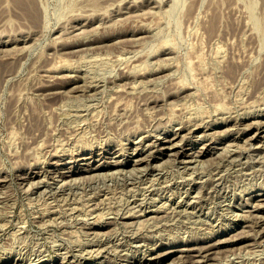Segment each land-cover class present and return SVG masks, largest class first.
<instances>
[{"label":"rangeland","instance_id":"obj_1","mask_svg":"<svg viewBox=\"0 0 264 264\" xmlns=\"http://www.w3.org/2000/svg\"><path fill=\"white\" fill-rule=\"evenodd\" d=\"M34 1H35V4L37 5L38 10H39V12H38L39 18H37L38 19L37 22L34 19L36 17L33 16L32 13L26 14V15L22 14L20 12V8L14 3V0H8V2H7V0H0V35L3 34L6 36V37L3 35L0 36L1 37L0 42H2L0 44V48H2V52L0 49V77L2 78V80L0 78V80H1L0 81V171L3 169L0 172V177L4 178V180H5V182H4L5 184L2 183L5 186H3L2 184L0 185V195H1V197H0L1 201L0 202L2 203V201H3V203L0 204V209H2L1 210L2 215L0 214V218H1L0 219V222H1L0 223V245L3 247V249L0 247V252H1L0 253V261H3L4 259L9 258L8 260H10V262H13L15 260L17 261L18 259L22 260V261L25 260L23 262L24 264H30V261H31V264H33V263L34 264H40V263L41 264H43V263L44 264H60L61 260L58 258L57 255H55L53 253L54 251L52 250L51 245L53 246L54 244H59L58 242L62 243V241L69 238V237H67L68 234H71L72 237L70 235V238L73 239V237L76 235L77 231H78V234L76 235V237H74V239L76 240L79 237L81 241H87V240H89L88 238H90V239L93 238L94 236H92L91 233L94 231H100V229L104 230V231L108 230L110 233H114V232L118 233V234L122 233L126 229L122 228L123 227L122 222H121V220H119V216H117L120 213L119 209L122 207L121 212L122 213H123V211L126 212L127 210L125 211V209L128 206L129 201H132L133 199H137V198L142 199L143 192H145L144 188L145 189H148V188L151 189V187H152V189H151L153 191L152 195H149V193L147 192V198H148L147 200H149V202H151L150 204H154L151 207V210L154 209V206H155V209L158 206L159 208L161 207L162 209L166 210V212H169L171 210V207L174 208V206L172 205L173 201H178L179 197H180V199L181 198L184 199L185 194H181V192L184 193L185 189H182V187H179V183H181L183 181L182 179H184L183 182H186V179L189 181V182L187 181L186 183H191V184L197 183L198 187H200V188L202 187L201 190H203L204 180L207 181V183H209V181L212 178V176L210 174L211 172L208 173V171H210L212 169L211 168L212 166L213 167L216 166V162L218 161V158H220V156L222 157V155L224 154L223 157H225L231 151H233L234 155L237 153L235 155V158H237L238 161H234L232 164L225 163V165H224V163H221L220 170L222 169L221 175L223 176L222 180H221V185L219 186L221 188L218 187L214 193H213V191H209V190L207 191L206 189H205V191H201L200 194L197 196V198L195 200H193V201H197L196 204L199 205L197 207V209L193 210L189 206L187 208V211L185 210L186 212H188V216L186 215L187 213L184 211L185 214L183 213V215L180 217L181 219H184L186 217L184 219V221L181 220L179 217H177L176 219L174 218L175 220L173 219L174 221L172 220V221L168 222V223H170L169 226L171 227V232H170V227H167V229H166V225L168 224V223L166 224V222H163V226L161 225L162 224L161 223V224H159V226L157 228L155 227L154 229L149 224V226L147 225L145 227V229L143 230V232H145V234H146L145 235L146 237L143 234V236H144L143 238L145 239V241H148L147 243H149V244L151 243L152 245L154 244V246L155 245L159 246L158 251H157L158 254L163 253V255H164V253L169 252L170 250L171 251L174 250V252L171 254H168V256L164 255V256L160 257L158 259V261L155 262V264H163V263L164 264H167V263L173 264L172 261L174 262V264H176V263L180 264L183 260V259L181 260V258H183L184 255H187L186 253L181 251L182 249H184L185 245H187V246L192 245L193 247L196 245L195 246L196 248H200V246L201 247L207 246L210 241H214L216 239L219 240V239L230 238V236L232 237V236H236L239 233L241 234L242 233L241 230H244V231L246 230V232L243 231L244 233H247V231L250 230V234H252V235L255 234L257 231V228H252V229L248 228L247 229L245 227V224L243 223L244 222L243 220H244L245 214L248 213L250 207L253 205L254 198L256 196H259L260 194L264 193V186H263L264 185V172H263L264 171V156H262L264 153V148L259 146V145H256L259 143H260V145L262 144L260 139L251 140L252 142L251 141L249 142L250 139H248V138L251 137V135L254 133V129H252L251 131H248L249 130L248 127H250V126H248V127H246V126L249 123L252 124L254 121H255V123L259 121L260 124L264 122V106H263L264 105L263 104L264 103V101H263L264 100V96H263L264 95V0H34ZM149 1L151 4H149ZM41 11H43V12H41ZM44 13H45L46 18L44 17ZM40 16H41V18H40ZM82 18H84V19H82ZM85 18L87 20L90 18V20L87 21ZM75 19H77V23H76ZM97 19L98 20L100 19V20L98 21ZM45 20L47 21V23H44V22H46ZM82 20L83 21L86 20L87 25L86 24L83 25V23L85 21L83 22ZM91 21L93 23H90ZM44 24H46V25H44ZM80 25H82V27ZM104 25H105V27H103ZM39 26H41V28ZM83 26H84V28H83ZM85 26H87V29H85L86 28ZM45 27H46V29H45ZM72 28H74V31ZM77 28H79V31ZM84 30H85V32L87 31L86 33H88V34H85ZM75 31L77 33L78 32H80V33L77 35V34H75L76 33ZM83 32H84V34H83ZM74 34L77 35L78 38L75 37ZM58 36H60V37H58ZM101 36H103L102 40H101ZM87 37L90 39L89 41L91 43L88 42ZM3 38H4V40H2ZM7 38L9 40L11 39L10 42ZM79 38H82V39H79ZM99 38H100V40H99ZM84 39H87V40H84ZM12 40H13V42H12ZM21 40L22 41L24 40V43ZM25 40H26V42H25ZM76 41H78V42H76ZM93 41H94V43H93ZM75 43H78V44H75ZM79 43H80V45H79ZM83 44H84V47H87V48H84ZM88 45H89V47L91 46L93 48V50H91V48L89 49ZM96 45L98 46L97 48H96ZM93 46H95V48ZM3 49H5V51H7V52H5ZM79 49H80V51H79ZM81 49L83 52L81 51ZM87 49H88V51H87ZM78 51L80 53H78ZM48 68H51L50 69L51 72ZM54 68H55V70H54ZM145 68H146V71H148V72L145 71ZM158 68H159V70H157ZM47 70H49V71L46 72ZM53 70H54V72H53ZM152 70L154 73L151 72ZM58 71H59V73H58ZM155 71L157 72L156 74H155ZM128 72H129V74H128ZM142 72L146 73V74L144 73V75H147V74L148 75L145 77ZM49 73H51V74H49ZM120 73H121V75H120ZM123 73H124V75H126V77L128 76L130 78L125 79V80L121 79L120 78L121 76L124 77ZM130 73L132 75L135 74L134 75L135 78H134V76L130 75ZM136 73H140V74L138 75ZM68 74H70V75L67 76ZM53 75L55 77H59V78H54L52 80ZM72 75L74 76V78ZM136 75H137V77H136ZM49 76H50V78H49ZM62 76H64V78ZM5 77L6 78L8 77V78L5 79ZM82 77H84L85 79L88 78V82H87V79H86V81H84L85 79L83 80ZM89 77H92V78L89 79ZM97 77L99 78V80ZM109 77H110V80H109ZM113 77H114V79H113ZM143 77H145V78H143ZM150 77L153 80L156 79V82H157V78H159V77H160L159 78L160 80L158 79L159 82H157L155 84V80L154 81L151 80ZM165 77H167V78H165ZM3 78L5 80H3ZM76 78H77V80H75ZM102 78H104V80ZM148 78L151 80V82H148V84H150V85H148L146 83ZM162 78H165V79H162ZM47 79H49V80L47 81ZM56 79L59 80V82ZM130 79H132V80H130ZM134 79H136L137 81L135 82ZM139 79L142 80V82H140ZM63 80H65V81H63ZM70 80H71V83H70ZM101 80L104 82L106 80V82L107 83L109 82V84L105 85L106 82L104 84L102 82V84H101ZM67 81L69 83H67ZM83 81L85 84H82ZM90 81L91 82L93 81V82L91 83ZM111 81L112 82L114 81V85H113V83H110ZM122 81L123 82L125 81V82L122 83ZM53 82L56 85H53V87H52L51 84H53ZM62 82L65 83L64 84L65 86H63ZM76 82H77V84H76ZM127 82H129V83H127ZM138 82H140V84H138ZM45 83H47V84L50 83L49 84L50 87H49V85L47 86V84H45ZM118 83H120V85L122 84L121 87ZM126 83H127V85H125ZM151 83L153 84V86ZM173 83L174 84L178 83V84L174 85ZM179 83H180V87L183 85V88L185 90H182L183 88L182 87L180 88L178 86ZM183 83H185V84H183ZM144 84L147 85V88L145 87ZM170 84H171V86L168 87L167 85H170ZM187 84H190V85L188 86ZM259 84H261V85H259ZM92 85L94 88L92 87ZM124 85H125V89L123 88ZM130 85L135 86V87H131ZM184 85H185V87H184ZM186 85H187V87H186ZM54 86L56 88L55 92H57L58 95H56V93L50 94L51 92L49 91V89L51 87L54 88ZM59 86H61L60 87L61 92L58 90L59 88L57 89V87H59ZM75 86H77L75 89L77 91H72V90H74L73 88ZM108 86L109 87L114 86L113 88L116 89V91H118V89H119V93L116 92L115 90H112L113 88L108 89ZM143 86L145 87L146 90L144 89ZM177 86H178V89H177ZM86 87H87V89L89 88V90H87ZM91 87L93 89H91ZM118 87H120V88H118ZM136 87H138V90L136 89ZM153 87L155 89H153ZM166 87H167V89L170 88L171 92H167ZM173 87H175V89ZM188 87H190V88H188ZM68 88L70 90L71 89L72 90L70 91ZM100 88H102V90ZM121 88H123L124 92H122ZM129 88H130V90H129ZM261 88H262V92H261ZM44 89H47V90L44 91ZM95 89H97V90L95 91ZM105 89H106V93H105ZM107 89L109 90V93H108ZM135 89H136V92H135ZM143 89L145 90V92H142V94H141V90H143ZM110 90L112 91V93H114L113 95L110 94ZM126 90L127 91L129 90L127 92L128 95L125 94ZM175 90H177V92L179 90H182V91H179V93H181V94L178 93L176 95L175 93H177V92H175ZM66 91H68V93ZM94 91L96 92L97 96H95ZM120 91L122 92L120 95V96H122V98H120V96H119ZM130 91L134 92L136 94V97H134L135 96L134 93H131ZM148 91H150V92L148 93ZM184 91H186L187 93ZM37 92L40 94H38ZM48 92H50V93H48ZM63 92H65V94ZM69 92H70V94H69ZM163 92H166L165 93L166 96L168 95L166 99H168V97L170 99H168V100L165 99V101H164V98L166 96H164ZM259 92L262 93V95L260 93V95L262 97L259 95L260 100H259L258 96L255 98V96L258 95ZM45 93H46V95H45ZM61 93L63 94L62 96H61ZM82 93L84 96L82 95ZM91 93L94 94V96H92V97L89 96ZM150 93H151V95H150L151 98H148L149 97L148 94H150ZM153 93H154V96H153ZM190 93H191V95H190ZM251 93H253V94H251ZM74 94L75 95L77 94L79 96H77V95L75 96ZM80 94H81V96H80ZM115 94H116V96H119V98L121 100H119L118 97H117L118 98L117 99ZM122 94H124V95H122ZM129 94H130V96H129ZM159 94L161 96L163 94V96H162L163 101H162ZM185 94H188L190 96L185 95ZM247 94H250V95H247ZM53 95H56V96H54L52 98ZM138 95L141 96V98L139 97L140 101H138V98H137ZM142 95H145V96L143 97ZM180 95L183 96L182 97L183 100L186 99L184 101L186 108L184 107L183 100L181 99ZM184 95H185V97H184ZM251 95H252V97H251ZM111 96L116 98V99L111 98ZM126 96H127V98H126ZM128 96H129V99H128ZM171 96H173L174 98ZM218 96H219L218 100H220L221 98L223 99V100L219 101L220 103H218V100H217ZM253 96H254V99H253ZM49 97H50V100H49ZM76 97H78V98H76ZM95 97H98V98H96V100H95ZM105 97L108 100H106ZM145 97L147 99H145ZM214 97H216V99H214ZM45 98H47V99H45ZM73 98H76V99H73ZM80 98H81V100H79V102H78V99H80ZM142 98L144 99V101H142L143 100ZM155 98L156 99L158 98L160 100L158 101V99L156 100ZM177 98L179 101L181 100L179 104H178V102H175L177 100ZM261 98H263V100ZM64 99H65V101H64ZM97 99H99V100H97ZM103 99H105L107 102ZM112 99H113V101H111ZM126 99L128 100L127 103H126V101H127ZM148 99L151 102L148 101ZM212 99L214 100V102ZM255 99H258L260 102L258 103V100H256V102H255ZM53 100H54V102H56V101H58V102H56V104H55L53 102ZM73 100H74V104L71 106L70 104L73 103ZM84 100H86V101L84 102ZM109 100L111 101V103H108V102H110ZM154 100L156 102L157 101L158 102L156 103ZM60 101H62V104H64V105H62L60 103ZM75 101H77V102H75ZM87 101H88V104H87ZM104 101L106 102V104L107 103L108 104L106 105ZM121 101L123 102V104ZM251 101L255 102L253 107H251V105H253L251 103ZM66 102H68L69 105L68 104L66 105ZM99 102H100V105H99ZM129 102H131V104ZM143 102L145 103V105L143 104ZM146 102H148V103H146ZM164 102L166 104L169 102V105L163 104ZM52 103H53L54 107L52 106ZM113 103L114 104L115 103L120 104L119 108L117 110H115V108H117L118 105H116V104L114 105ZM124 103H126V108H127L128 104L131 106V108H129L130 106L128 105L130 112L133 111V112H131V115L129 113V110L127 111V109L125 108ZM172 103H173V107L172 106L170 107V105ZM216 103H218L219 107H218V105H216ZM256 103H258V104H256ZM43 104L45 106H43ZM46 104H48V105H46ZM49 104L51 105V107ZM92 104H93V106H92ZM109 104H110V107H109ZM121 104L124 106H121ZM137 104H138V106L135 108V106ZM140 104H142V105H140ZM159 104H162L163 107L159 106ZM221 104H224V108H223V105L221 107ZM240 104H241V106H240ZM244 104H245V106L247 105V109L250 105L248 110L246 108L244 109V107H245V106L243 107ZM259 104H261L260 105L261 110L258 108ZM111 105H112V107H111ZM181 105H183V108ZM59 106L60 107L62 106L63 109L61 108L59 110V108H60ZM80 106H81V108H80ZM94 106H95V108H94ZM102 106L104 107V109H101ZM156 106H158V107H156ZM176 106H177V109L175 110L174 107L176 108ZM180 106H181V108H180L181 110L179 109ZM229 106H232L230 108H232L233 110L235 109V110L231 111V109H229ZM237 106H238V108H237ZM76 107H77V109H76ZM88 107L89 108L91 107V108L87 111ZM113 107H114V109H113ZM138 107L140 109H138ZM148 107H149V110H148ZM152 107H154L156 109L158 108V110H157L158 114H153V113H155L156 109H154ZM167 107L170 108V110ZM240 107H241V109H240ZM37 108H38V110L36 111ZM108 108L109 109L111 108V110H113L112 111L113 113L115 111L116 117L114 116L113 113L111 114V112ZM133 108H135V110H132ZM171 108H172V112H171L172 114L170 113ZM41 109H42V111H41ZM51 109L52 110L54 109V112ZM64 109H67V110L65 111ZM83 109H85L84 110L85 112L82 111ZM119 109H121V110L119 111ZM145 109H147L148 111ZM160 109H162L164 112H160ZM207 109L208 110L210 109V112ZM226 109H227V114H226ZM68 110H69L70 116L73 114V116H71V118L68 115ZM92 110L94 113L91 112ZM97 110L100 112L98 113ZM152 110H155V111L153 112ZM168 110H169V113H168ZM177 110H179V111H177ZM204 110L206 111L207 115L205 114ZM249 110L251 111V113L248 114ZM38 111H40V112H38ZM43 111H44V113H43ZM61 111H62V113L60 114ZM95 111H96V114H95ZM101 111L103 113H101ZM137 111H138V114H137ZM144 111H145V114H147V115H145L143 113ZM151 111H152V115H154V117L151 115ZM174 111H176V112H174ZM180 111L181 112L183 111V113H180ZM202 111H203V114H201ZM219 111H223L224 114L222 112L220 113ZM66 112H67V115H66ZM81 112H83V113H81ZM135 112H136V114H135ZM146 112H148V113H146ZM159 112H160V114H159ZM178 112H179V114H178ZM214 112H216V113H214ZM240 112H242L244 115ZM40 113L41 114L43 113L44 115H42V117H41ZM46 113H47V116L49 115L48 117L46 116ZM58 113H59L60 118L57 116ZM63 113L66 116L64 115V117H62ZM84 113H86L87 115L85 114V116H84ZM100 113H101V115H100ZM118 113H120V114L123 113V114L120 115ZM126 113L127 114L129 113V115H128L129 117L127 116ZM139 113H141V114H139ZM173 113H175V114H173ZM208 113H209L211 120L208 119L209 117L208 118L205 117V116H208ZM217 113H218V115H217ZM256 113H257V115H256ZM75 114H76V116H75ZM81 114L84 116V120L80 121V120H78V118L83 119V116H81ZM91 114H92V118H91ZM93 114L95 117L94 120H93V118H94ZM143 114L145 115L146 118L148 116H150L151 118L150 117H148V118H150L151 121L149 119L144 118ZM166 114H168L167 119H166ZM185 114L188 117V120H190L192 116L195 119V116H196V119H195L196 122L194 121V119L192 117L190 122L187 121V123H186L185 120L187 119V117L185 116ZM191 114H192L191 117L188 116ZM198 114L199 115L201 114V115L198 117ZM204 114H205V116H204ZM212 114H213V116H211ZM214 114H216V115H214ZM221 114H222V118L224 116L223 119H225L227 117V115L228 116L231 115L233 117V115L237 114L236 116L238 118L236 116H234V117L236 119H239V120H237V122H233V123H230L227 125H221V123L223 122V119L221 120ZM247 114H248V116L246 117L245 115H247ZM30 115H31V117H30ZM39 115H40V117H39ZM77 115H78V117H77ZM79 115H80V117H79ZM89 115H90V117H89ZM102 115H104V116H102ZM134 115H136V116L134 117ZM155 115H156V117H155ZM160 115H162V116H160ZM172 115L176 116V118L174 119L173 118L174 116H172ZM225 115H226V117H225ZM239 115H240V117H239ZM53 116H55V117H53ZM109 116H111V117L109 118ZM120 116H121V120L119 119ZM141 116L143 118H141ZM170 116L172 117L171 121H168L170 119ZM179 116H182V117L179 118ZM203 116L206 118V120H205V118L203 120ZM218 116H219V119L217 118L218 119L217 120L218 122H217L216 117H218ZM52 117H53V119H52ZM66 117H67V119L68 118L69 119L67 120ZM73 117L75 120H73ZM103 117H105V118H103ZM117 117H119V118H117ZM157 117H158V119H157ZM161 117H162V120H161ZM44 118H45V120H44ZM50 118H51V123H50ZM61 118L64 121H62ZM97 118H100V121L96 120ZM111 118L112 119L115 118L116 123L114 122V124H113V120L111 122ZM122 118H123V120H122ZM129 118H130V120H128ZM181 118L183 119L184 123L182 122ZM76 119L78 121H76ZM108 119H109V121L107 123ZM137 119H139V120H137ZM159 119H160V121H159ZM172 119H174V120H172ZM212 119H214V120H212ZM95 120H96V123H95ZM104 120L106 123L104 122ZM135 120H137V122ZM200 120H201V122H204L202 125H208V124L210 125L211 124V125L215 126L214 129L210 131V133H213L211 135V136H213V137H211V139H212V141L214 140L213 143L215 142L213 146L217 145L215 147V148H217V149H215V151H217L216 153L218 155L217 154H216L217 156L209 155L206 158H204L201 162L200 161L196 162V163L194 162V164L191 165V167H193V168H191L189 170L186 169L185 167H183V165H180L181 166L180 167L178 165V163L174 162L173 160L170 161L169 158H171V157L166 156V158H164V163L163 164L159 163L160 165L162 164L163 166L162 165L159 166V169L156 172L157 174L156 173H150L149 175H147L145 177H140V178L138 177L135 180L136 181L138 180L139 182L138 181L136 182L134 180L131 184H129V182H128V184H129L128 185L126 183L125 177H129V175H133V176L136 175L137 176L138 175L137 171H134V172H136V174L133 172H132V174H131V172L130 173L127 172V174H126L124 170H122L123 171V173H122V171L121 172L119 171L120 169H114V171H116V172H114L113 170H103V171H100L97 173H84L83 169L81 168L82 167L81 164H83V163L78 162L79 155H90V154H97L98 155V154H100L102 159L100 157L99 158L101 159L102 163L106 164L105 166L108 167V166H110V164H112L116 160L117 161H119V159H120V161L125 160L127 154H130L133 151V147L135 148L136 146L137 147L138 146H146L150 140L157 138V136L158 137H160V136L164 137V136L171 135L175 132V130L177 131L178 128H180L182 126H186L187 128H190V126L197 124V122L201 123ZM260 120H262V121H260ZM35 121H36V124H35ZM42 121H43V123H42ZM53 121H55L54 127L51 126L54 124ZM57 121H58V123H57ZM60 121H61V123H60ZM125 121H130V122L134 121V122L132 124H129V127H128L129 122L127 123ZM141 121H143V122L141 123ZM147 121L150 122V124L148 122L149 125L146 123ZM175 121H178V122H175ZM179 121H181V123H179ZM32 122H33V124H32ZM66 122H68V123H66ZM117 122H119V125L122 123V125L119 126ZM124 122H125V124L123 125ZM156 122L158 123V128H156L157 127ZM169 122L172 125L167 124ZM211 122L214 124H212ZM259 122H258V124L256 123L257 125L253 123L254 126H259L260 125ZM37 123H38L39 127H37ZM74 123H76V124L73 125V127H71V125ZM81 123H83L84 125ZM94 123H95V126L97 125V127L94 126ZM101 123H103V124H101ZM134 123L138 125V126L136 125L138 130L135 127ZM159 123H160V125H159ZM162 123H164V125L166 127H163L164 125ZM236 123H237V125H236ZM45 124L47 125V128H51L50 131H49V129L46 128ZM68 124H70V125H68ZM88 124H89V127H86V126H88ZM180 124H181V126H180ZM251 124H249V125H251ZM42 125H43V127H42ZM63 125H65L64 128H61V127H63ZM139 125H140V128H139ZM142 125H144V126L142 127ZM147 125H148V127H147ZM155 125H156V127H155ZM178 125H179V127H178ZM188 125H190V126L188 127ZM75 126L77 128V131H76ZM80 126H82L81 130H80ZM118 126H119V130H118ZM244 126L246 129L244 128ZM44 127H45V129H44ZM78 127H79V129H78ZM175 127H176V129H175ZM253 127H251V128H253ZM33 128H34V131L37 129V131H35V133L32 130ZM56 128L58 129V131L56 130ZM65 128H66V130H65ZM70 128H72V129H70ZM74 128H75V131L73 130ZM124 128H125V131H126V129H128V130L125 132ZM146 128H147V131H145ZM225 128H227V129L224 130ZM243 128L245 129V132H244ZM69 129H70V131H69ZM82 129H83V133H82ZM85 129H88V130H85ZM166 129H167V131H166ZM60 130H61V132H60L61 134L59 133ZM92 130H94V131H92ZM95 130H96V132H95ZM101 130H102V132H100ZM150 130L152 131V133H150ZM164 130L167 133L164 132ZM39 131H40V133H39ZM56 131H57V133H56ZM86 131H87V134L85 135L84 133ZM90 131L92 133H90ZM108 131H110V132H108ZM131 131H133V132H131ZM136 131H138V133ZM220 131H222V132L226 131L227 132V133H225L226 137H223L224 132L222 133ZM63 132H64V134H63ZM141 132H143V135L146 138L144 141H142V139L144 137H142L143 135ZM146 132H149V133H146ZM217 132L218 133L220 132L221 134H218ZM230 132H233V134ZM70 133L72 135H70ZM109 133H112V134L109 135ZM127 133L132 134V135L130 134V137L133 140L130 139V137H128L129 135H127V136L125 135ZM153 133L155 136L153 135ZM82 134L84 136H82ZM92 134H95V135L93 136ZM107 134H108V136H107ZM146 134L147 135L149 134L150 136L149 135L147 136ZM201 134L202 133L198 134V136ZM227 134H229L230 136L229 135L227 136ZM35 135H37V136L35 137ZM40 135H41V137H40ZM45 135H46V137L49 136L48 140H47V138H45ZM52 135H53V142H52ZM66 135L68 136V138L66 137ZM73 135H74V138H73ZM89 135H92L93 138H92V136H89ZM54 136H55V138H54ZM59 136H60V138H59ZM85 136H87V138ZM43 137L45 140L43 139ZM57 137L59 139H57L56 144H55L54 140ZM88 137H89V139H88ZM126 137H128V138H126ZM139 137H140L141 141L140 140L136 141ZM148 137H150L151 139ZM216 137H218V138H216ZM40 138H42V139H40ZM79 138H81L82 141H80ZM95 138H96V140H95ZM102 138L106 141L104 142V140H102ZM190 138L192 140L194 139V141H192L191 145L194 147V149L196 151L197 150L199 151L205 144V142L204 143L198 142V139L195 138V136H193V134L191 136H187L186 139L190 140ZM223 138H225V139H223ZM60 139H62L63 141ZM83 139L85 140L84 143H83ZM98 139H99V141L97 143L96 141ZM34 140H35V142H34ZM43 140H44V143L43 142L41 143V141H43ZM77 140L80 141L79 144L80 143L83 144V146L80 145L82 148L79 145H77V143H78ZM111 140H113V142ZM188 140H186V141H188ZM195 140H196V142H195ZM36 141H38V142L36 143ZM126 141H127V143H126ZM132 141H134V142H132ZM225 141H226V143L230 142V144L229 143L225 144ZM233 141L235 142V144ZM240 141H241V143H240ZM39 142L41 143V146H43V147L40 146ZM58 142H59V144H58ZM64 142H66V143H64ZM75 142H76V145L78 147H76ZM101 142H103L104 144ZM121 142H124V143H121ZM139 142L140 143L143 142V143L138 144ZM243 142L245 143V145L243 144ZM60 143H64L63 145H65V146L61 145ZM96 143L99 144L100 146L97 145ZM187 143L188 142H186V144ZM232 143L234 144V146ZM250 143H251V145H250ZM252 143H253L254 147H250V146H252ZM36 144H37V146L35 147ZM42 144H44V145H42ZM54 144L57 145V147H55ZM92 144L93 145L95 144V146H92ZM116 144H117V146H116ZM144 144H146V145H144ZM181 144H185V143L183 142ZM231 144H232V146H231ZM74 145H75V148H77V149H75L73 147ZM120 145H121V147H120ZM225 145L229 147V148L226 147L228 154L224 153V151L226 152ZM30 146H31V148H30ZM39 146L41 147L40 149H39ZM44 146L45 147L49 146V147L45 148ZM51 146H52V148H51ZM60 146H61V148H60ZM198 146H200V147H198ZM243 146H245L247 148L243 149V148H245ZM257 146H258V150L260 149V151H261L260 154L259 153L258 154L261 155L262 158L258 154H254L255 151L253 152V149L256 150ZM67 147L68 148L71 147L72 149H68ZM221 147L223 149H221ZM237 147H238V149H237ZM239 147L240 148L242 147V150ZM32 148H33V153L35 151L34 155H32L33 153H31ZM35 148H37V149H35ZM56 148H57V151H54V149H56ZM78 148H80V150ZM115 148H117V149H115ZM119 148H120V150H119ZM38 149H39V151H38ZM63 149L66 150L67 154L64 153L65 150H63ZM89 149H90V152H89ZM100 149L101 150L103 149L102 152H100ZM125 149L127 151H125ZM234 149H237L239 151L241 150V151L239 152V151L234 150ZM41 150H42L43 156L41 154ZM69 150H71V153H69L70 152ZM76 150L77 151L79 150V152L80 151L81 152L77 153ZM221 150H224V151H222L223 154H221V152H220ZM47 151H50V153L49 152L47 153ZM60 151H62V154H64V155L59 153ZM118 151L121 154H123V152H124V154L123 155L118 154ZM235 151H236V153H235ZM27 152L29 154H26ZM36 152H38L37 155H36ZM39 152H40L41 156H39ZM72 152H74V153H72ZM218 152H220V153H218ZM241 152H242V154H240ZM147 153L149 154V151L146 152L145 154L148 155ZM12 154H13V156H12ZM47 154H49L51 157H49ZM114 154H115V156H114ZM69 155H71V156H69ZM239 155H241V157H239ZM253 155L256 156V158L259 157V159L257 160L256 158H253L254 157ZM29 156L32 158L34 156H36V157L34 159H32V158L29 159ZM248 157H250L249 158L250 160L252 159L251 160L252 164L250 163L251 161L247 160ZM48 158L49 159L51 158V159L49 160ZM76 158H77V160H76ZM208 158H210V159H208ZM35 159L38 162H36ZM111 159L113 161H111ZM213 159H214V161H213ZM57 160H58V162H57ZM55 161L58 164L62 163L63 161L64 162H63V165H57ZM253 161H255V162L258 161V163H260V164H258V163L253 164ZM262 161H263V165H262ZM40 162H42L43 164L42 163L40 164ZM30 163L33 166V168L30 167ZM37 163H39V164H37ZM45 164H48V165L46 166ZM71 164L74 165L73 167H75L73 170H75L76 173H79V174L74 176L75 179H72V178H74V177H72V178H69L72 180L66 181L68 179L64 178L63 171L67 170V168L69 169L70 166L72 167ZM222 164H223V167H222ZM38 165H39V167H38ZM42 165H44V166L42 167ZM53 165H55L57 167L56 168L54 167V171L52 173H50V171H49L50 166H53ZM227 165L230 166V168H228L229 170L227 168H225V166L228 167ZM239 165L241 167H238ZM245 165L247 166V168H245L246 167ZM253 165H256V167L255 166L253 167ZM260 165L262 166L263 170L258 169V168H261ZM27 166H28V168H27ZM34 166H36V167H34ZM201 166H202V169H201ZM62 167H64V170L59 169ZM171 168H172V171H171ZM181 168L182 169L185 168V170L184 169L182 170ZM237 168L240 171L242 168V171L240 172ZM243 168H244V172H243ZM256 168H257V170H256ZM231 169L232 170L234 169L233 171L235 173H233V171ZM44 170L47 171L48 173L45 172ZM160 170L162 173L160 172ZM34 171L39 172L40 176L38 178L34 179L33 181L32 180L26 181L27 184L25 183V181L21 180L22 177L28 178L31 175H33ZM223 171H224V173H223ZM230 171H232L231 174H230ZM260 171H262V172L260 173ZM101 172H102V175H101ZM108 172L109 173L111 172V174H109ZM119 172L121 174H119ZM158 172H159V174H158ZM227 172H229V173H227ZM253 172L256 174H254ZM53 173L54 174L57 173V175L55 176ZM61 173H62V175H61ZM241 173H243L242 176L245 174L246 177H245V175H244V177H242L240 175ZM92 174H93V177H92ZM105 174L107 175V177L104 176ZM154 174H156V176ZM163 174L165 177L162 176ZM232 174H234V175H232ZM238 174H239V177L236 178V176ZM26 175H29V176H26ZM86 175H87V178L89 175L88 180H85ZM111 175L113 177H111ZM16 176L17 177L19 176L18 178H20V176H21V178L18 179ZM101 176H102V178H100ZM115 176H118V177L116 178ZM121 176L125 179V182H124V180H122L123 178H121ZM203 176H204V178H203ZM233 176H234V178H233ZM49 177H50V179H49ZM59 177H61V178H59ZM76 177L79 179H77ZM80 177L83 178L82 181H79V180H81ZM90 177L93 179L90 180ZM96 177H99V179L98 178L96 179ZM110 177L112 178V181H111ZM156 177H158V179ZM39 178L44 179L43 180L44 182L42 180H40ZM106 178H108L107 181H106ZM145 178H146V182H145ZM162 178H164V180L166 178L168 181L170 180V182H172V183H169L168 181L165 180V183L167 184L166 185ZM179 178L181 179L180 180L181 182L179 181ZM240 178H242V179H240ZM244 178H245V180H244ZM9 179H10V181H9ZM47 179L49 181H47ZM54 179H55V181H54ZM56 179H59L60 182L57 181ZM60 179H62V180H60ZM154 179H156V180H154ZM235 179H237L239 181L237 182V180H236L234 182ZM260 179H261V181H260ZM63 180H64V183H61V182H63ZM77 180H78V184L77 183L74 184L75 182H77ZM89 180H90V183L88 184ZM97 180L99 183L98 188H97V186H98ZM148 180H149V182H148ZM6 181L10 186L7 185ZM227 181H228V183H227ZM229 181L232 183H229ZM20 182H22L23 184H19ZM32 182H34V183L39 182L38 183L39 185L36 183V186L38 185L39 189H38V186L36 187L35 184H33ZM49 182H51V183H49ZM81 182L84 183L83 187H82ZM113 182H115V183H113ZM117 182H118V184H117ZM121 182H124V184ZM143 182L146 183V185L144 183V185H143L144 187L142 186ZM222 182L224 184H222ZM225 182L227 183L228 189L230 188V191L228 189H226L227 186H226ZM236 182H237V185H236ZM239 182L242 185V187L240 184L238 186ZM247 182L248 183L250 182V184H248ZM31 183L34 186H31L32 185ZM46 183H47V185H46ZM68 183H69L70 187L68 186ZM72 183L75 186L72 187V185H73ZM80 183H81V185H80ZM91 183H92V186H89V185H91ZM105 183H107V186ZM108 183L112 184V185H109ZM157 183H159V184H157ZM261 183H263V184H261ZM24 184H25V186H24ZM62 184H64V185H62ZM85 184L86 185L88 184V185L86 186ZM132 184H133V186H132ZM137 184L139 187L138 186L135 187V185H137ZM154 184H156L157 186L156 185L154 186ZM28 185H30V186L28 187ZM79 185H80V187H79ZM104 185H105V188H104ZM121 185L124 187H122ZM232 185H233V187H232ZM248 185H249V187H248ZM259 185H261L260 186L261 188L259 187ZM6 186H8L10 188H8ZM21 186H23L24 188ZM100 186L101 187L103 186L102 187L103 189ZM114 186H116L115 189H113ZM163 186H168L167 189L170 187L171 188L168 190H165L163 193L162 190H161L162 192L160 191V189ZM229 186H231V187H229ZM243 186L245 189H243ZM43 187L44 188L46 187L44 189V192L46 190L45 193L47 194V198L49 200L46 198V194L43 193V191L41 190V189H43ZM88 187H89V190L91 188L93 192L94 191H96V192H94L92 195V191L87 190ZM110 187L113 190H110ZM131 187L133 189H131ZM208 187L211 190H215L214 187H210V184H208ZM236 187H237V190L240 189L241 192L237 191ZM247 187L249 188L248 190H247ZM30 188H31V190H30ZM33 188L36 190H34ZM83 188H84V191H83ZM129 188H130V190H129ZM172 188L175 191H173V190L171 191ZM179 188H180V190H179ZM231 188H233L234 190L232 189V191H231ZM157 189H159V190H157ZM5 190H6V192H4ZM7 190H9V191H7ZM47 190H49V191H47ZM54 190H55V192H54ZM61 190H62L63 194H61ZM68 190H70L71 192L70 191L68 192ZM77 190L79 193H80V191H82L80 193V195L82 194L81 196L79 195V193L75 192ZM127 190H129L130 193ZM139 190H141V191H139ZM242 190H243V192H242ZM37 191L38 192L40 191V193H38ZM114 191H115V193H114ZM133 191L137 195L134 194ZM138 191L140 192L139 194L137 193ZM169 191L171 194H173V196L169 193ZM41 192H42V194H41ZM99 192H100V195H98ZM125 192H126V195H125ZM206 192H208V193L206 194ZM209 192H210V194H209ZM26 194H28V195H26ZM43 194H44L45 198H43ZM55 194H56V196H54ZM88 194L90 195V197L91 196L92 197L89 198ZM131 194H134V195H131ZM223 194L224 195L226 194L225 195L226 198ZM236 194L241 195V196H237ZM249 194H250V196H249ZM255 194H258V195H255ZM76 195L78 197L80 196V198H77ZM220 195H221V197H220ZM5 196H6V198H5ZM84 196H87L88 198L87 197L85 198ZM97 196H99V197H97ZM135 196H136V198H135ZM162 196H163L164 200L161 199ZM192 196H194V195H192ZM218 196H219V199H218ZM52 197H53V199H52ZM150 197H151V199H150ZM153 197H155V199ZM169 197L171 198V200ZM212 197H214V199ZM243 197H245V199ZM8 198H9V200H8ZM29 198H30V200H29ZM33 198H34V201H33ZM39 198H41V199L43 198V199L41 200ZM55 198L57 200H54ZM93 198H94V200H93ZM200 198H201V201H199ZM237 198H238V200H237ZM6 199H7V202H5ZM74 199H75V201H74ZM187 199H189V198L187 197ZM247 199L248 200L251 199V202H250V200L248 201ZM37 200H39V201H37ZM44 200H46V201H44ZM59 200H60L61 204L59 203ZM80 200H82V201H80ZM127 200H128V202H127ZM153 200L155 201L154 203H153ZM210 200H211V202H210ZM228 200H229V203H228ZM206 201L208 204L206 203ZM220 201L222 202L221 204H220ZM246 201H247V203H246ZM49 202H51V204L53 202H55L56 204H54V203L52 205L49 204L50 205L49 206L48 205ZM126 202H127V205H126ZM161 202H162V204H161ZM216 202H217V204H216ZM248 202L250 205L248 204ZM15 203H16V205H15ZM109 203H110V205H109ZM165 203H168L169 205H166ZM7 204H8V206H6ZM40 204H41V206H40ZM84 204H85V207H84ZM87 204H88V206H87ZM89 204H90V207H89ZM92 204H93V206H92ZM205 204H206V206H205ZM210 204H212V205H210ZM214 204H216V206H214ZM230 204H231V206H230ZM2 205L5 208V212H4V208L2 207ZM13 205H14V207H13ZM45 205H46V207L48 206L47 207L48 210H46L47 208L45 209V207H44ZM58 205L60 206V208ZM61 205L63 208L61 207ZM113 205H115V206H113ZM222 205H224V206H222ZM56 206L60 210L59 209L57 210ZM64 207L66 209H64ZM80 207H81V209H80ZM82 207H83V209H82ZM102 207H104V209ZM201 207H202V209L207 208L206 209L207 211L204 209V212L201 213L199 211ZM219 207H221L222 209ZM39 208L41 209V211L38 210ZM90 208H92L93 211H92V209L90 211ZM94 208H95V210H94ZM99 208H100V210H99ZM214 208H216V211H214ZM231 208H232V210H231ZM9 209H10V211H9ZM62 209H63V212H62ZM107 209H111V210L106 211ZM210 209H212V210H210ZM229 209H230V211H229ZM50 210H52L53 213ZM54 210L55 211L57 210V212H59L58 213L59 215H57V212L54 213ZM75 210H77V211H75ZM83 210H84V212H81ZM86 210H88V211L85 212ZM192 210H193V212H192ZM217 210H219V211H217ZM227 210L229 211V213ZM24 211H25V213H24ZM66 211H67V213H66ZM103 211H105V212H103ZM116 211L119 213L117 214ZM232 211H235V212H232ZM9 212H11V214ZM43 212H45V213H43ZM88 212H89V214H88ZM46 213H48V214H46ZM96 213H97L96 216L98 217V219H97V217L95 218V216H94ZM103 213H104V216H103ZM190 213H192V214H190ZM207 213H209V216L211 217V219ZM237 213H240V214H237ZM44 214H46V215H44ZM87 214L89 215L88 217H87ZM228 214H229V216L231 214L230 218H229ZM3 215L6 218H4ZM19 215H20V217H19ZM50 215L53 218L50 217ZM90 215H91V217H90ZM100 215L103 216V217L101 216L102 219L100 218ZM236 215H237V217H235ZM71 216H72V218H71ZM92 216H94V217H92ZM190 216H192V218ZM205 216H206V218H205ZM41 217H43V219ZM54 217H55V219H54ZM60 218H61V220H60ZM25 219L27 221H25ZM50 219H52L51 221H54V223H51ZM63 219H64V222H63ZM203 219H204V221H203ZM206 219H207V221H206ZM218 219H220V220H218ZM96 220H98V221H96ZM185 220H187L188 222ZM15 221L18 224L15 223ZM80 221H81V223H80ZM113 221L115 224L112 223ZM198 221L201 224L200 223L197 224ZM226 221H228V222L225 223ZM10 222H11V224H10ZM19 222H20V224H19ZM46 222H48V223H46ZM57 222H59V223H57ZM216 222L220 226L218 224H216ZM2 223H4V225ZM49 223L51 224V226ZM116 223H117V225H116ZM177 223H178V225H177ZM183 223H184V225H183ZM205 223L207 226L204 225ZM21 224H22V226H21ZM81 224H82L83 228H82ZM214 224H216V226H214ZM71 225L73 226L72 229H71V227H72ZM115 225H116V227H115ZM160 225H161V228H160ZM180 225L183 229L180 228ZM48 226H50V227H48ZM68 226H70V227H68ZM75 226L76 227L78 226L77 229H75ZM80 227H81V229H80ZM147 227H148L147 230H149V232H146ZM163 227H165V228H163ZM189 227H191V228H189ZM195 227L198 229V231ZM110 228L112 230H110ZM118 228H119V231H118ZM136 228L140 229L141 226H139V227L136 226ZM187 228H189V229L187 230ZM204 228H205V230H204ZM17 229H18V231H17ZM129 229H130V231H132L131 228H129ZM162 229L164 230V233H163ZM184 229L186 230L185 231L186 233L187 232H189V233L185 234ZM71 230H75V233H73L74 231L71 232ZM210 230H211V232L212 231H214V232L211 233V232H209ZM12 231L13 232L15 231L16 234H15V232L13 233ZM64 231L66 232V234L64 233ZM79 231H80V236H79ZM82 231H83V233H82ZM84 231H86V232L84 233ZM90 231H91V233L88 234ZM141 231H140V233H141ZM158 231H160L161 234L157 233ZM207 231H208V233H207ZM238 231H239V233H237ZM251 231L253 233H251ZM18 232H19V234H18ZM151 232H152V234H151ZM165 232L167 233L166 236H167L168 240L166 238H164V237H166ZM154 233H156L155 234L156 236H154ZM214 233H216V234H214ZM12 234L14 235L13 238H12ZM17 234L19 235V238H21V239L18 238ZM58 234H59V236H58ZM63 234H64V236H63ZM190 234H191V236L189 238ZM205 234H206V240H209V241L205 242V239H204ZM21 235H22V237H21ZM38 235H39V237H38ZM81 235H82V237H81ZM163 235H164V237H163L164 239L162 238ZM171 235H173V237ZM174 235H175V237H178V240H177V238L175 239ZM194 235H195V239H194ZM207 235H209V237ZM35 236H36V238H35ZM148 236H149L150 240L147 239ZM49 237H51L50 240H49ZM52 237L54 239H52ZM207 237L208 238L211 237V238L208 239ZM214 237H216V238H214ZM22 238H23V240H22ZM30 238H31V241H30ZM41 238H43V239H41ZM181 238H183V239H181ZM191 238H193L192 239L193 242H192ZM55 239H56V241H55ZM51 240H52V242H51ZM12 241H13V243H12ZM15 241H17V242L14 243ZM32 241H34V243ZM35 241L37 242V244ZM166 241H167V243H166ZM171 241L174 244L171 243ZM252 241H253V243H252ZM200 242H202V243L200 244ZM249 243H251L252 245ZM21 244H24V245H21ZM167 244H169V245H167ZM244 244H241L240 246L237 244H233V243H226V244L220 245V247L217 248L218 250L215 249L214 253H216L219 250L220 251L224 250L225 252L222 251L220 253V251H219V252H217V255L213 254L216 257L219 256V258L222 256L221 257L222 259L214 257L213 264H218V263L219 264H236V263L242 264L243 260H244V264H251V263L252 264H254V263L255 264H264V261H263L264 260V252H263L264 246L256 245L255 240H251V242L244 243ZM6 246L8 249L5 248ZM10 247H11V249H10ZM46 247L48 248V250H49V248H51L50 249L51 253L49 251L47 252ZM254 247H255V250H254ZM229 248H230V250L233 249V251L231 250L232 253L230 252ZM251 248H252V250H250ZM9 249H10V252H9ZM128 249L130 251L134 250L133 247H128ZM226 249H228V250L226 251ZM240 249L242 250V253H241ZM246 250H248V252H249L248 254L250 256L246 253ZM253 250H254V252H253ZM251 251L254 254L253 257L255 258V260L251 256L252 255V253H250ZM16 252H19V253H16ZM34 252H36V253H34ZM243 252H245V255ZM32 253H33V255H32ZM48 253H50L51 255ZM219 253H220V255H218ZM229 253H230V255H229ZM255 253H256V255H255ZM13 254H15V255H13ZM19 254H20V256H19ZM233 254H235L236 257L233 258V256H234ZM178 255H180V256H178ZM223 255H224V257L226 255V258H224ZM241 256H242V258H241ZM243 257L246 258V260ZM227 258L229 259V261L226 262V260H228ZM238 258H240L241 260ZM79 259H80L81 263H83V264H96V263H98L99 257H97V256H85V257L82 256L81 257L80 256ZM171 259H172V261H171ZM216 259H217V261H216ZM236 259H237V261H236ZM177 260H178V262H177ZM144 261L145 260H143V262Z\"/></svg>","mask_w":264,"mask_h":264},{"label":"bare ground","instance_id":"obj_2","mask_svg":"<svg viewBox=\"0 0 264 264\" xmlns=\"http://www.w3.org/2000/svg\"><path fill=\"white\" fill-rule=\"evenodd\" d=\"M7 2H8V0H7ZM14 3L20 8V12L22 13V14H24V15H26V14H30V13H32V15L33 16H35L36 18H34L35 19V21L37 22V18H39L38 16V12H39V10H38V7H37V5L35 4V1L34 0H14ZM148 3V2H147ZM149 4H151L150 3V1H149ZM44 9V8H43ZM45 10V9H44ZM41 12H43V11H41ZM105 16V15H104ZM44 17H45V13H44ZM86 17V16H85ZM88 17V16H87ZM40 18H41V16H40ZM46 18V17H45ZM44 18V19H45ZM82 19H84V18H82ZM86 19V18H85ZM95 19V18H94ZM93 19V20H94ZM80 20V19H79ZM87 20V19H86ZM86 20H82L84 23H83V25L84 24H86L87 22H86ZM88 20H90V18L88 19ZM87 20V21H88ZM92 20V21H93ZM98 20V19H97ZM100 20V19H99ZM98 20V21H99ZM46 21V20H45ZM75 21H76V23H77V19H75ZM90 22V23H93V22ZM96 21V20H95ZM97 21V22H98ZM79 22V21H78ZM81 22V21H80ZM44 23H47V21L46 22H44ZM44 25H46V24H44ZM77 25V24H76ZM87 25V24H86ZM93 25V24H92ZM43 26V25H42ZM74 26V25H73ZM72 26V27H73ZM81 27H82V25H80ZM40 28H41V26H39ZM44 27V26H43ZM79 27V26H78ZM86 28L85 29H87V26H85ZM103 27H105V25L103 26ZM49 28V27H48ZM75 28V27H74ZM74 28H72L73 29V31H74ZM83 28H84V26H83ZM45 29H46V27H45ZM76 29V28H75ZM78 29V31H79V28H77ZM76 32V31H75ZM74 32V33H75ZM84 32H85V30H84ZM84 32H83V34H84ZM87 32V31H86ZM85 32V34H88V33H86ZM98 32V31H97ZM80 32H76L75 34H79ZM74 34V36L75 37H77L78 38V36L77 35H75ZM3 34H1L0 36H2ZM3 36H5V35H3ZM80 36V35H79ZM87 36V35H86ZM90 36V35H89ZM110 36V35H109ZM6 37V36H5ZM58 37H60V36H58ZM82 37V36H81ZM102 37L103 36H101V40H102ZM83 38V37H82ZM82 38H79V39H82ZM88 38V37H87ZM0 39H1V37H0ZM8 39V38H7ZM76 39V38H75ZM2 40H4V38L2 39ZM9 40V39H8ZM11 40V39H10ZM10 40H9V42H10ZM58 40V39H57ZM84 40H87V39H84ZM83 40V41H84ZM90 39L88 38V42H90L89 41ZM99 40H100V38H99ZM22 41V40H21ZM5 42V41H4ZM8 42V41H7ZM12 42H13V40H12ZM23 43H24V40L22 41ZM25 42H26V40H25ZM75 42V41H74ZM76 42H78V41H76ZM80 42V41H79ZM100 42V41H99ZM102 42V41H101ZM2 42H0V44H1ZM84 43V42H83ZM91 43V42H90ZM93 43H94V41H93ZM10 44V43H9ZM75 44H78V43H75ZM79 45H80V43H79ZM86 45V44H85ZM74 46V45H73ZM78 46V45H77ZM83 47H84V44H83ZM82 47V48H83ZM88 47H89V45H88ZM94 48H95V46H93ZM98 46L96 45V48H97ZM72 48V47H71ZM81 48V47H80ZM84 48H87V47H84ZM91 48V50H93V48L90 46L89 47V49ZM1 49V52H2V48H0ZM4 51H5V49H3ZM84 50V49H83ZM3 51V52H4ZM76 51V50H75ZM79 51H80V49H79ZM78 51V53H80ZM81 51H82V49H81ZM87 51H88V49H87ZM5 52H7V51H5ZM77 52V51H76ZM83 52V51H82ZM81 52V53H82ZM85 53V52H84ZM83 53V54H84ZM49 70L51 69V68H48ZM53 69V68H52ZM49 70H47L46 72H48ZM54 70H55V68H54ZM54 70H53V72H54ZM58 70V69H57ZM56 70V71H57ZM144 70V69H143ZM148 70V69H147ZM156 70V69H155ZM157 70H159V68L157 69ZM156 70V71H157ZM55 71V72H56ZM145 71H146V68H145ZM155 71V74L157 73ZM161 71V70H160ZM50 72H51V70H50ZM126 72V71H125ZM146 72H148V71H146ZM150 72V71H149ZM151 72H153V70L151 71ZM58 73H59V71H58ZM143 73V75H144V73L145 72H142ZM141 73V74H142ZM154 73V72H153ZM48 74V73H47ZM49 74H51V73H49ZM53 74V73H52ZM128 74H129V72H128ZM136 74H140V73H136ZM146 74V73H145ZM151 74V73H150ZM66 75V74H65ZM64 75V76H65ZM70 74H68L67 76H69ZM120 75H121V73H120ZM123 75H124V73H123ZM130 75H132L131 73H130ZM135 75V74H134ZM134 75H132V76H134ZM148 75V74H147ZM147 75H144L145 77L147 76ZM153 75V74H152ZM51 76V75H50ZM50 76H49V78H50ZM64 76H62L63 78H64ZM73 76V75H72ZM76 76V75H75ZM142 76V75H141ZM48 77V76H47ZM61 77V76H60ZM66 77V76H65ZM79 77V76H78ZM120 77V76H119ZM136 77H137V75H136ZM140 77V76H139ZM145 77H143V78H145ZM1 78V77H0ZM8 78V77H7ZM6 77H5V79H7ZM46 78V77H45ZM54 78H59V77H55L54 75H53V77H52V80L54 79ZM67 78V77H66ZM65 78V79H66ZM72 78V77H71ZM70 78V79H71ZM73 78H74V76H73ZM83 78V80L85 79L84 77H82ZM90 78H92V77H89V79ZM96 78V77H95ZM98 78V77H97ZM101 78V77H100ZM121 79H123V80H125V79H129L130 77H126V75H124V77H120ZM119 78V79H120ZM134 78H135V76H134ZM160 78V77H159ZM159 78H157V82H159L158 81V79ZM165 78H167V77H165ZM165 78H162V79H165ZM4 78H3V80H5ZM87 79V82H88V78H86ZM86 79L84 80V81H86ZM103 80H104V78H102ZM108 79V78H107ZM113 79H114V77H113ZM120 79V80H121ZM150 79L151 80H153L151 77H150ZM149 78H148V80L146 81V83L148 84V82H151V80H150ZM161 79V80H162ZM1 80H2V78H1ZM0 80V81H1ZM49 79H47V81H48ZM51 80V81H52ZM57 80V79H56ZM61 80V79H60ZM75 80H77V78L75 79ZM80 80V79H79ZM93 80V79H92ZM97 80V79H96ZM98 80H99V78H98ZM109 80H110V77H109ZM130 80H132V79H130ZM146 80V79H145ZM144 80V81H145ZM155 80V84L157 83L156 82V79H154ZM153 80V81H154ZM160 80V79H159ZM46 81V82H47ZM58 82H59V80H57ZM63 81H65V80H63ZM74 81V80H73ZM82 81V80H81ZM84 81H83V83L82 84H85L84 83ZM115 81V80H114ZM114 81L112 82H110V83H113V85H114ZM129 81V80H128ZM134 81L136 82L137 80L136 79H134ZM139 81L140 82H142V80H140L139 79ZM57 82V83H58ZM91 82V81H90ZM93 82V81H92ZM91 82V83H92ZM99 82V81H98ZM102 82H103V84L106 82V80H105V82L104 81H102L101 80V84H102ZM118 82V81H117ZM120 82V81H119ZM125 82V81H124ZM123 81H122V83H124ZM140 82H138V84H140ZM260 82V81H259ZM61 83V82H60ZM63 83V82H62ZM67 83H69L68 81H67ZM70 83H71V80H70ZM73 83V82H72ZM116 83V82H115ZM127 83H129V82H127ZM127 83L125 84V85H127ZM132 83V82H131ZM45 84H47V83H45ZM50 84V83H49ZM49 84H47V86L49 85ZM65 83H63V86H65L64 85ZM76 84H77V82H76ZM81 84V85H82ZM88 84V83H87ZM97 84V83H96ZM100 84V85H101ZM107 84H109V82L107 83L106 82V84L105 85H107ZM119 85H120V83H118ZM117 84V85H118ZM133 84V83H132ZM152 84V83H151ZM174 84V83H173ZM178 83H176V84H174V85H177ZM183 84H185V83H183ZM262 84V83H261ZM261 84H259V85H261ZM52 85V87H53V85H56L54 82H53V84H51ZM60 85V84H59ZM67 85V84H66ZM104 85V86H105ZM122 85V84H121ZM121 85H120V87H121ZM125 85L123 86V88L125 89ZM129 85V84H128ZM134 85V84H133ZM137 85V84H136ZM143 85V84H142ZM141 85V86H142ZM145 85V84H144ZM148 85H150V84H148ZM173 85V86H174ZM182 85V84H181ZM188 86L190 85V84H187ZM187 85H186V87H187ZM62 86V87H63ZM80 86V85H79ZM78 86V87H79ZM83 86V85H82ZM86 86V85H85ZM84 86V87H85ZM88 86V85H87ZM91 86V85H90ZM99 86V85H98ZM131 86V85H130ZM152 86H153V84H152ZM168 87L169 86H171V84L170 85H167ZM179 87H180V83H179V85H178ZM178 86H177V89H178ZM44 87V86H43ZM49 87H50V85H49ZM50 88L49 89V91L51 92H48V93H50V94H53V93H56V95H58L57 94V92H55V90H56V88H55V86H54V88ZM60 87L61 86H59V87H57V89L60 91L61 89H60ZM76 87L77 86H75L73 89L74 90H72V91H77V90H75L76 89ZM89 87V86H88ZM92 87H93V85H92ZM91 87V89H93ZM97 87V86H96ZM100 87V86H99ZM98 87V88H99ZM107 87V86H106ZM114 87V86H113ZM113 87H109L108 86V89H111V88H113ZM120 87H118V88H120ZM128 87V86H127ZM131 87H135V86H131ZM139 87V86H138ZM138 87H136V89L138 90ZM144 87V86H143ZM142 87V88H143ZM145 87L147 88V85H145ZM145 87H144V89H145ZM151 87V86H150ZM156 87V86H155ZM182 88H183V85L181 86ZM180 87V88H181ZM184 87H185V85H184ZM123 88H121V90H122V92H124V90H123ZM174 89H175V87H173ZM179 88V89H180ZM188 88H190V87H188ZM69 89V88H68ZM84 89V88H83ZM86 89H87V87H86ZM90 89V90H91ZM101 90H102V88H100ZM104 89V88H103ZM107 89V90H108ZM127 89V88H126ZM134 89V88H133ZM136 89H135V92H136ZM143 89V90H144ZM153 89H155L154 87H153ZM166 89H167V87H166ZM170 89V88H169ZM169 89H167V92H171V89L169 90ZM196 89V88H195ZM43 90V89H42ZM45 90H47V89H44V91ZM63 90V89H62ZM67 90V89H66ZM70 90V89H69ZM70 90V91H71ZM87 90H89V88L87 89ZM97 89H95V91H96ZM112 90H115L116 91V89H112ZM129 90H130V88H129ZM128 90V91H129ZM143 90H141V94H142V92H145V90L143 91ZM148 90V89H147ZM169 90V91H168ZM173 90V89H172ZM182 90H185L184 88L182 89ZM182 90H179V91H182ZM193 90V89H192ZM260 90V89H259ZM38 91V90H37ZM94 91V92H95ZM114 91V92H115ZM127 90H126V93L125 94H127V92H128ZM133 91V90H132ZM151 91V90H150ZM150 91H148V93L150 92ZM174 91V90H173ZM179 91L177 92V90H175V92H177V93H175L176 95L179 93ZM40 92V91H39ZM61 92V91H60ZM67 93H68V91H66ZM92 92V91H91ZM101 92V91H100ZM116 92H118L119 93V89H118V91H116ZM115 92V93H116ZM121 91H120V94H119V96L121 95V93H122ZM131 92V91H130ZM138 92V91H137ZM184 92H186V91H184ZM191 92V91H190ZM261 92H262V88H261ZM261 92H259V94L258 95H256L255 96V98L258 96V98H259V95H260V93ZM38 93V92H37ZM64 94H65V92H63ZM81 93V92H80ZM90 93V92H89ZM88 93V94H89ZM93 93V92H92ZM90 94L89 96H94V94ZM103 93V92H102ZM105 93H106V89H105ZM108 93H109V90H108ZM131 93H134V92H131ZM130 93V94H131ZM147 93V92H146ZM165 93L166 92H163V94H164V96H166L165 95ZM187 93V92H186ZM254 93V92H253ZM253 93H251V94H253ZM38 94H40V93H38ZM37 94V95H38ZM69 94H70V92H69ZM101 94V93H100ZM104 94V93H103ZM110 94H114V93H112V91L110 90ZM109 94V95H110ZM130 94H129V96H130ZM163 94H162V96H163ZM172 94V93H171ZM170 94V95H171ZM179 94H181V93H179ZM36 95V94H35ZM45 95H46V93H45ZM56 95H53L52 96V98L54 97V96H56ZM60 95V94H59ZM63 94L61 93V96H62ZM67 95V94H66ZM65 95V96H66ZM75 95V94H74ZM77 95V94H76ZM75 95V96H76ZM82 95H83V93H82ZM99 95V94H98ZM108 95V94H107ZM118 95V94H117ZM122 95H124V94H122ZM128 95V94H127ZM134 97H136V94L134 93ZM149 95V97L148 98H151L150 97V95H151V93L150 94H148ZM160 95V94H159ZM175 95V96H176ZM185 95H188V94H185ZM185 95H184V97H185ZM190 95H191V93H190ZM190 95H188V96H190ZM247 95H250V94H247ZM261 95H262V93H261ZM260 95V96H261ZM51 96V95H50ZM69 96V95H68ZM71 96V95H70ZM77 96H79V95H77ZM80 96H81V94H80ZM84 96V95H83ZM95 96H97L96 95V92H95ZM115 96H116V94H115ZM119 96H116V98L118 97L119 98ZM129 96H128V99H129ZM143 97L145 96V95H142ZM147 96V95H146ZM153 96H154V93H153ZM162 96L160 95V97H161V99H162V101H163V98H162ZM168 96V95H167ZM167 96L164 98V101H165V99L167 98ZM181 96V95H180ZM264 96V95H263ZM44 97V96H43ZM88 97V96H87ZM90 97V98H91ZM99 97V96H98ZM98 97H95V100H96V98H98ZM125 97V96H124ZM123 97V98H124ZM141 98V96L140 95H138V101H140L139 99ZM156 97V96H155ZM171 97H173V96H171ZM183 96H181V99L183 100V98H182ZM192 97V96H191ZM251 97H252V95H251ZM262 97V96H261ZM76 98H78V97H76ZM76 98H73V99H76ZM89 98V99H90ZM100 98V97H99ZM104 98V97H103ZM111 98H113V99H116V98H114V97H112L111 96ZM117 98V99H118ZM120 98H122V96H120ZM119 98V100H121ZM126 98H127V96H126ZM133 98V97H132ZM174 98V97H173ZM189 98V97H188ZM218 98H219V96L217 97V100H218ZM42 99V98H41ZM44 99V98H43ZM45 99H47V98H45ZM93 99V98H92ZM91 99V100H92ZM105 99H106V97H105ZM105 99H103V100H105ZM113 99L111 100V101H113ZM143 99V98H142ZM145 99H147L146 97H145ZM153 99V98H152ZM151 99V100H152ZM156 99V98H155ZM158 99V98H157ZM156 99V100H157ZM168 99H170L169 97H168ZM168 99H166V100H168ZM214 99H216V97H214ZM247 99V98H246ZM253 99H254V96H253ZM262 100H263V98H261ZM49 100H50V97H49ZM67 100V99H66ZM79 100H81V98L80 99H78V102H79ZM94 100V99H93ZM97 100H99V99H97ZM106 100H108V99H106ZM105 100V101H106ZM127 100V99H126ZM134 100V99H133ZM160 99H158V101H159ZM177 100H178V98H177ZM175 101V102H178V104L180 103V101L178 100V101ZM186 100V99H185ZM185 100H183V104H184V107H185V103H184V101ZM213 100V99H212ZM216 100V101H217ZM221 100H223L222 98L220 99V100H218V103H220L219 101H221ZM256 100H258V99H255V102H256ZM259 100H260V98H259ZM258 100V103L260 102ZM63 101V100H62ZM62 101H60V103L62 104ZM64 101H65V99H64ZM68 101V100H67ZM86 100H84V102H85ZM104 101V102H105ZM110 101V100H109ZM111 101L110 102H108V103H111ZM115 101V100H114ZM123 101V100H122ZM121 101V102H122ZM131 101V100H130ZM142 101H144V99L142 100ZM148 101H150L149 99H148ZM155 101V100H154ZM157 101V102H158ZM173 101V102H174ZM247 101V100H246ZM264 101V100H263ZM53 102H54V100H53ZM56 102H58V101H56ZM56 102H54L55 104H56ZM75 102H77V101H75ZM91 102V101H90ZM103 102V103H104ZM107 102V101H106ZM106 102H105V104H106ZM119 102V101H118ZM128 102V100L126 101V103ZM151 102V101H150ZM156 102V101H155ZM156 102V103H157ZM213 102H214V100H213ZM223 102V101H222ZM254 101H251V103L253 104V105H251V107H253L254 106V104H255V102L253 103ZM65 103V102H64ZM93 103V102H92ZM107 103V104H108ZM120 103V102H119ZM119 103H115L116 105H118V107L117 108H115V110H117L118 108H119ZM126 103H124V105H125V108H126ZM130 104H131V102H129ZM138 103V102H137ZM142 103V102H141ZM146 103H148V102H146ZM162 103V102H161ZM218 103H216V105H218ZM243 103V102H242ZM250 103V102H249ZM248 103V104H249ZM258 103H256V104H258ZM42 104V103H41ZM68 104V102H66V105ZM74 104V100H73V103H71L70 105L72 106ZM76 104V103H75ZM81 104V103H80ZM87 104H88V101H87ZM86 104V105H87ZM106 104V105H107ZM114 104V103H113ZM114 104V105H115ZM122 104H123V102H122ZM121 104V106H124V105H122ZM143 104L145 105V103L143 102ZM163 104H166L165 102L163 103ZM168 105H169V102L167 103ZM166 104V105H167ZM225 104V103H224ZM224 104H221V107H222V105H223V108H224ZM264 104V103H263ZM46 105H48V104H46ZM50 105V104H49ZM62 105H64V104H62ZM69 105V104H68ZM99 105H100V102H99ZM129 105V104H128ZM128 105H127V111L129 110V108H131V106L128 108ZM140 105H142V104H140ZM176 105V104H175ZM235 105V104H234ZM233 105V106H234ZM260 105L261 104H259V109L261 108L260 107ZM43 106H45L44 104H43ZM52 106H53V103H52ZM92 106H93V104H92ZM138 106V104L135 106V108ZM159 106H161V107H163L162 106V104H159ZM173 107V103L170 105V107ZM179 106V105H178ZM182 106V108H183V105H181ZM181 106L179 107V109L181 108ZM240 106H241V104H240ZM245 106V104L243 105V107ZM257 106V105H256ZM264 106V105H263ZM50 107H51V105H50ZM54 107V106H53ZM60 107V106H59ZM69 107V106H68ZM84 107V106H83ZM109 107H110V104H109ZM111 107H112V105H111ZM146 107V106H145ZM144 107V108H145ZM156 107H158V106H156ZM218 107H219V105H218ZM217 107V108H218ZM220 107V108H221ZM230 107H232V106H229V109H231V111L233 110L232 108H230ZM249 107H250V105H249ZM249 107H248V109H249ZM42 108V107H41ZM48 108V107H47ZM56 108V107H55ZM54 108V109H55ZM63 109V107L61 106L60 108H59V110L60 109ZM67 108V107H66ZM80 108H81V106H80ZM85 108V107H84ZM87 108V107H86ZM91 108V107H90ZM89 107H88V109H87V111L90 109ZM94 108H95V106H94ZM97 108V107H96ZM101 108V107H100ZM124 108V107H123ZM122 108V109H123ZM135 108H133L132 110H135ZM143 108V109H144ZM152 108H154V107H152ZM151 108V109H152ZM160 108V107H159ZM165 108V107H164ZM168 108V107H167ZM186 108V107H185ZM237 108H238V106H237ZM247 109V105L244 107V109ZM256 108V107H255ZM263 108V107H262ZM54 109L52 110L53 112H54ZM68 109V108H67ZM67 109H64L65 111L67 110ZM73 109V108H72ZM76 109H77V107H76ZM101 109H104V107L102 106V108ZM109 109V108H108ZM113 109H114V107H113ZM138 109H140L139 107H138ZM137 109V110H138ZM142 109V108H141ZM150 109V110H151ZM154 109H156V108H154ZM169 110H170V108H168ZM174 109L176 110L177 109V106H176V108L174 107ZM240 109H241V107H240ZM247 109V110H248ZM251 109V108H250ZM35 110V109H34ZM38 110V108L36 109V111ZM48 110V109H47ZM75 110V109H74ZM85 109H83L82 111H84ZM110 110V112H111V114L113 113L112 111L113 110H111V108L109 109ZM121 109H119V111H120ZM145 110H147V109H145ZM148 110H149V107H148ZM147 110V111H148ZM157 110H158V108L156 109V111L155 110H152L153 112L155 111V113H153V114H158V112H157ZM162 109H160V112H164L163 110L161 111ZM169 110H168V113H169ZM181 110V109H180ZM208 110V109H207ZM235 110V109H234ZM233 110V111H234ZM237 110V109H236ZM257 110V109H256ZM261 110V109H260ZM35 111V112H36ZM41 111H42V109H41ZM50 111V110H49ZM48 111V112H49ZM56 111V110H55ZM64 111V112H65ZM71 111V110H70ZM78 111V110H77ZM98 111V110H97ZM103 111V110H102ZM101 111V113H103ZM139 111V110H138ZM138 111H137V114H138ZM141 111V110H140ZM152 111H151V115H152ZM177 111H179V110H177ZM205 111V110H204ZM209 112H210V109L208 110ZM207 111V112H208ZM214 111V110H213ZM224 111V110H223ZM223 111H219L220 113L222 112L223 114H224V112ZM230 111V112H231ZM246 111V110H245ZM244 111V112H245ZM254 111V110H253ZM259 111V110H258ZM38 112H40V111H38ZM59 112V111H58ZM75 112V111H74ZM85 112V111H84ZM91 112H93V110L91 111ZM90 112V113H91ZM100 111H98V113H99ZM107 112V111H106ZM105 112V113H106ZM131 112H133V111H131ZM131 112H130V110H129V113H130V115H131ZM142 112V111H141ZM160 112H159V114H160ZM167 112V111H166ZM172 112V108H171V111H170V113ZM174 112H176V111H174ZM186 112V111H185ZM200 112V111H199ZM229 112V111H228ZM239 112V111H238ZM248 112V111H247ZM43 113H44V111H43ZM41 114L40 113V115H41V117H42V115H44V114ZM62 113V111L60 112V114ZM81 113H83V112H81ZM87 113V112H86ZM86 113H84V116H85V114ZM89 113V114H90ZM94 113V112H93ZM101 113H100V115H101ZM104 113V114H105ZM117 113V112H116ZM129 113L127 114V116L129 115ZM144 114H145V111L143 112ZM146 113H148V112H146ZM180 113H183V111L181 112L180 111ZM188 113V112H187ZM214 113H216V112H214ZM232 113V112H231ZM230 113V114H231ZM237 113V112H236ZM240 113H242V112H240ZM249 113H251V111L249 110V112H248V114ZM259 113V112H258ZM39 114V113H38ZM55 114V113H54ZM70 113H69V110H68V115H69ZM88 114V113H87ZM86 114V115H87ZM95 114H96V111H95ZM114 116H115V111H114ZM118 114H120V113H118ZM121 114H123V113H121ZM120 114V115H121ZM134 114V113H133ZM135 114H136V112H135ZM139 114H141V113H139ZM143 114V115H144ZM150 114V113H149ZM164 114V113H163ZM172 114V113H171ZM173 114H175V113H173ZM178 114H179V112H178ZM190 114V113H189ZM196 114V113H195ZM201 114H203V111L201 112ZM200 114V115H201ZM205 114H206V111H205ZM205 114H204V116H205ZM226 114H227V109H226ZM229 114V113H228ZM234 114V113H233ZM239 114V113H238ZM243 114V113H242ZM248 114L247 115H245L246 117L248 116ZM260 114V113H259ZM37 115V114H36ZM40 115H39V117H40ZM53 115V114H52ZM64 113H63V116L62 117H64ZM66 115H67V112H66ZM65 115V116H66ZM99 115V114H98ZM145 115H147V114H145ZM145 115H144V118H146L145 117ZM167 115L168 114H166V119H167ZM199 114H198V117L200 116ZM207 115V114H206ZM214 115H216V114H214ZM217 115H218V113H217ZM237 114H235V115H233V117L231 116V115H227V117H226V115H225V119H223L224 118V116H223V118H222V114H221V120L223 119V122L221 123V125H227V124H230V123H233V122H237V120H239V119H236L234 116H236ZM241 115V114H240ZM240 115H239V117H240ZM244 115V114H243ZM253 115V114H252ZM256 115H257V113H256ZM38 116V115H37ZM46 116H47V113H46ZM49 116V115H48ZM47 116V117H48ZM58 117H59V113H58V115H57ZM56 116V117H57ZM70 116V115H69ZM71 116H73V114L71 115ZM71 116H70V118H71ZM75 116H76V114H75ZM81 116H83L82 114H81ZM84 116H83V119H80V118H78V120H84ZM102 116H104V115H102ZM126 116V117H127ZM136 115H134V117H135ZM153 117H154V115H152ZM158 116V115H157ZM160 116H162V115H160ZM172 116H174V115H172ZM184 116V115H183ZM185 116H186V114H185ZM188 116H192V114L191 115H188ZM203 116V120H204V118L206 117V118H208V119H210V116H209V113H208V116H205L204 117ZM211 116H213V114L211 115ZM251 116V115H250ZM30 117H31V115H30ZM34 117V116H33ZM53 117H55V116H53ZM53 117H52V119H53ZM77 117H78V115H77ZM79 117H80V115H79ZM89 117H90V115H89ZM93 117H94V114H93ZM99 117V116H98ZM111 116H109V118H110ZM116 117V116H115ZM129 117V116H128ZM148 117H150V116H148ZM146 118V119H149L150 120V118ZM155 117H156V115H155ZM178 117V116H177ZM180 117H182V116H179V118ZM187 117V116H186ZM193 117V116H192ZM192 117H191V119H192ZM237 117V116H236ZM245 117V118H246ZM60 118V117H59ZM58 118V119H59ZM91 118H92V114H91ZM103 118H105V117H103ZM108 118V117H107ZM117 118H119V117H117ZM125 118V117H124ZM141 118H143L142 116H141ZM164 118V117H163ZM171 116H170V119L168 120V121H171ZM174 119L176 118V116H174L173 117ZM178 118V119H179ZM184 118V117H183ZM202 118V117H201ZM206 118H205V120H206ZM219 119V116L218 117H216V121ZM238 118V117H237ZM39 119V118H38ZM43 119V118H42ZM66 119H67V117H66ZM69 119V118H68ZM67 119V120H68ZM87 119V118H86ZM95 119V117L93 118V120ZM120 120H121V116H120V118H119ZM157 119H158V117H157ZM174 119H172V120H174ZM182 119V118H181ZM190 119V120H191ZM193 119H194V117H193ZM195 119H196V116H195ZM195 119H194V121H195ZM199 119V118H198ZM207 119V120H208ZM31 120V119H30ZM34 120V119H33ZM37 120V119H36ZM41 120V119H40ZM44 120H45V118H44ZM48 120V119H47ZM61 120H62V118H61ZM71 120V119H70ZM73 120H75L74 119V117H73ZM77 119H76V121H78ZM91 120V119H90ZM96 120H98V121H100V118H97ZM96 120H95V123H96ZM103 120V119H102ZM106 120V119H105ZM105 120H104V122H105ZM112 120H113V124H114V122L116 123V121H115V118L114 119H112L111 118V122H112ZM118 120V119H117ZM122 120H123V118H122ZM128 120H130V118L128 119ZM137 120H139V119H137ZM137 120H135L136 122H137ZM145 120V119H144ZM156 120V119H155ZM161 120H162V117H161ZM190 120H188V117H187V119L185 120L186 121V123H187V121L188 122H190ZM211 120V119H210ZM212 120H214V119H212ZM38 121V120H37ZM62 121H64V120H62ZM79 121V122H80ZM89 121V120H88ZM108 121H109V119L107 120V123H108ZM151 121V120H150ZM159 121H160V119H159ZM158 121V122H159ZM167 121V122H168ZM193 121V122H194ZM245 121V120H244ZM260 121H262V120H260ZM40 122V121H39ZM45 122V121H44ZM48 122V121H47ZM54 122V124L53 125H51V126H55V121H53ZM69 122V121H68ZM68 122H66V123H68ZM93 122V121H92ZM103 122V121H102ZM123 122V121H122ZM125 122H129L128 123V127H129V124H132L133 122H130V121H125ZM125 122L123 123V125L125 124ZM140 122V121H139ZM143 121H141V123H142ZM148 122L149 121H147L146 123L148 124ZM175 122H178V121H175ZM182 122L184 123V121H183V119H182ZM192 122V123H193ZM196 122V121H195ZM200 122H201V120H200ZM210 122V121H209ZM218 122V121H217ZM220 122V121H219ZM253 122V121H252ZM259 122V121H258ZM258 122H256L257 124H258ZM42 123H43V121H42ZM50 123H51V118H50ZM57 123H58V121H57ZM60 123H61V121H60ZM70 123V122H69ZM86 123V122H85ZM88 123V122H87ZM91 123V122H90ZM89 123V124H90ZM95 123H94V126H95ZM99 123V122H98ZM106 123V122H105ZM118 123V125H119V122H117ZM157 123V122H156ZM179 123H181V121H179ZM191 123V124H192ZM204 122H201V123H198L197 122V124H194V125H192V126H190V125H188V127L190 126V128H187L186 126H182V127H180V128H178V130L176 131L175 129H176V127H175V132L173 133V134H171V135H168V136H160V137H158L157 136V138H154V139H152V140H150L149 142H148V144L146 145V144H144V145H146V146H136L135 148L133 147V151L130 153V154H127V156H126V158H125V160H121L120 161V159H119V161H115V162H113L112 164H110V166H108V167H106L105 165L106 164H103L102 163V161H101V159H102V157H101V155L100 154H90V155H79V157H78V162L79 163H83V164H81L82 165V169H83V171H84V173H97V172H100V171H103V170H113L114 171V169H120L119 171L121 172L122 170H124L125 171V173L127 174V172H131V174H132V172L133 173H135L136 174V172H134V171H137V173H138V175L136 176H133V175H129V177H125L126 178V183L128 184V182H129V184H131L136 178H140V177H145V176H147V175H149L150 173H156L157 171H158V169H159V166H161L163 163H164V158H166V156H169V157H171V158H169L170 159V161L171 160H173L174 162H176V163H178V165L180 166V165H183V167H185L186 169H191V168H193V167H191V165L192 164H194V162L196 163V162H201L204 158H206L207 156H209V155H214V156H217L218 154L216 153L217 151H215V149H217V148H215L216 146H213L214 145V143H213V141H212V139H211V137H213V136H211L213 133H210V131L211 130H213L214 129V127L215 126H213V125H202ZM208 123V122H207ZM212 123V122H211ZM247 123V122H246ZM254 124H256L255 123V121L253 122ZM252 123V124H253ZM32 124H33V122H32ZM35 124H36V121H35ZM76 123H74V124H72L71 125V127H73V125H75ZM81 124H83V123H81ZM89 124H88V126H86V127H89ZM101 124H103V123H101ZM111 124V123H110ZM135 124V123H134ZM149 124H150V122H149ZM148 124V125H149ZM163 125H164V123H162ZM166 124V123H165ZM167 124H171L170 122L169 123H167ZM212 124H214V123H212ZM240 124V123H239ZM243 124V123H242ZM249 124H251V123H249ZM247 125L246 127H248V126H250V127H248L249 128V130L248 131H251L252 129H254V133L251 135V137H249L248 139H250L249 140V142L251 141V140H257V139H260L261 140V145H260V143L259 144H256V145H259V146H261V147H263L264 148V122L263 123H261L260 124V122H259V126H254V124L252 125ZM256 124V125H257ZM31 125V124H30ZM46 125V124H45ZM50 125V124H49ZM68 125H70V124H68ZM67 125V126H68ZM78 125V124H77ZM80 125V124H79ZM84 125V124H83ZM120 125H122V123L120 124ZM119 125V126H120ZM136 125L137 124H135V127H136ZM145 125V124H144ZM144 125H142V127L144 126ZM148 125H147V127H148ZM159 125H160V123H159ZM172 125V124H171ZM185 125V124H184ZM236 125H237V123H236ZM235 125V126H236ZM41 126V125H40ZM64 126L65 125H63V127H61V128H64ZM101 126V125H100ZM119 126H118V130H119ZM127 126V125H126ZM138 126V125H137ZM146 126V125H145ZM153 126V125H152ZM174 126V125H173ZM180 126H181V124H180ZM217 126V125H216ZM243 126V125H242ZM254 126V127H253ZM37 127H39L38 126V123H37ZM42 127H43V125H42ZM81 127L82 126H80V130H81ZM91 127V126H90ZM95 127H97V125L95 126ZM99 127V126H98ZM122 127V126H121ZM155 127H156V125H155ZM154 127V128H155ZM163 127H166L165 125L163 126ZM162 127V128H163ZM172 127V126H171ZM178 127H179V125H178ZM219 127V126H218ZM230 127V126H229ZM251 127H253V128H251ZM46 128H47V125H46ZM60 128V129H61ZM75 128H76V126H75ZM75 128L73 129L74 131H75ZM92 128V127H91ZM90 128V129H91ZM110 128V127H109ZM137 128V127H136ZM139 128H140V125H139ZM153 128V129H154ZM156 128H158V123H157V127ZM161 128V129H162ZM170 128V127H169ZM234 128V127H233ZM237 128V127H236ZM244 128H245V126H244ZM243 128V130H244V132H245V129ZM40 129V128H39ZM44 129H45V127H44ZM47 129H49V131H50V129L51 128H47ZM70 129H72V128H70ZM70 129H69V131H70ZM78 129H79V127H78ZM93 129V128H92ZM101 129V128H100ZM135 129V128H134ZM164 129V128H163ZM171 129V128H170ZM169 129V130H170ZM227 128H225L224 130H226ZM33 131H34V128L32 129ZM41 130V129H40ZM56 130L58 131V129L56 128ZM65 130H66V128H65ZM85 130H88V129H85ZM84 130V131H85ZM103 130V129H102ZM102 130L100 131V132H102ZM116 130V129H115ZM128 129H126V131H127ZM132 130V129H131ZM137 130H138V128H137ZM144 130V129H143ZM155 130V129H154ZM157 130V129H156ZM172 130V129H171ZM170 130V131H171ZM173 130V131H174ZM231 130V129H230ZM239 130V129H238ZM35 131H37V129L35 130ZM35 131H34V133H35ZM57 131H56V133H57ZM68 131V130H67ZM73 131V132H74ZM76 131H77V128H76ZM92 131H94V130H92ZM124 131H125V128H124ZM125 131V132H126ZM130 131V130H129ZM142 131V130H141ZM145 131H147V128H146V130ZM158 131V130H157ZM166 131H167V129H166ZM165 130H164V132H166ZM172 131V132H173ZM218 131V130H217ZM229 131V130H228ZM241 131V130H240ZM61 132V130L59 131V133ZM81 132V131H80ZM89 132V131H88ZM95 132H96V130H95ZM98 132V131H97ZM108 132H110V131H108ZM122 132V131H121ZM131 132H133V131H131ZM137 133H138V131H136ZM144 132V131H143ZM143 132H141L142 133V135H143ZM220 132H222V131H220ZM218 133V134H221V133ZM224 132V136L223 137H226V134L225 133H227L226 131H223ZM222 132V133H223ZM236 132V131H235ZM239 132V131H238ZM38 133V132H37ZM39 133H40V131H39ZM42 133V132H41ZM55 133V132H54ZM78 133V132H77ZM76 133V134H77ZM82 133H83V129H82ZM90 133H92L91 131H90ZM106 133V132H105ZM116 133V132H115ZM124 133V132H123ZM129 133V132H128ZM125 134L126 136L127 135H129L128 137H130V134ZM146 133H149V132H146ZM150 133H152V131L150 130ZM162 133V132H161ZM167 133V132H166ZM200 133H202L201 135H199L198 136V134H200ZM230 133H232L233 134V132H230ZM240 133V132H239ZM45 134V133H44ZM47 134V133H46ZM61 134V133H60ZM63 134H64V132H63ZM85 135L87 134V131L84 133ZM110 134H112V133H109V135ZM140 134V133H139ZM145 134V133H144ZM170 134V133H169ZM193 134V136H195V138H197L198 139V142H201V143H204L205 142V144H204V146L198 151H196L195 149H194V147L191 145L192 144V141H194V139L192 140L191 138H190V140H188V139H186L187 138V136H191ZM242 134V133H241ZM43 135V134H42ZM56 135V134H55ZM59 135V134H58ZM68 135V134H67ZM66 135V137L68 138V136ZM70 135H72L71 133H70ZM81 135V134H80ZM93 136L95 135V134H92ZM92 135H89V136H92ZM104 135V134H103ZM106 135V134H105ZM114 135V134H113ZM124 135V136H125ZM132 135V134H131ZM134 135V134H133ZM147 135V134H146ZM145 135V136H146ZM149 135V134H148ZM147 135V136H148ZM153 135H154V133H153ZM165 135V134H164ZM197 135V136H196ZM229 134H227V136H228ZM32 136V135H31ZM37 135H35V137H36ZM82 136H84L83 134H82ZM93 136H92V138H93ZM99 136V135H98ZM107 136H108V134H107ZM141 136V135H140ZM150 136V135H149ZM155 136V135H154ZM221 136V135H220ZM219 136V137H220ZM230 136V135H229ZM40 137H41V135H40ZM49 137V136H48ZM48 137H46V135H45V138H47V140H48ZM71 137V136H70ZM86 138H87V136H85ZM110 137V136H109ZM120 137V136H119ZM128 137H126V138H128ZM134 137V136H133ZM142 137H144V135L142 136ZM141 137V138H142ZM243 137V136H242ZM246 137V136H245ZM34 138V137H33ZM54 138H55V136H54ZM59 138H60V136H59ZM58 137L54 140L55 141V144H56V141H57V139H59ZM63 138V137H62ZM73 138H74V135H73ZM72 138V139H73ZM82 138V137H81ZM81 138H79L80 139V141H82L81 140ZM91 138V137H90ZM107 138V137H106ZM115 138V137H114ZM122 138V137H121ZM125 138V137H124ZM123 138V139H124ZM148 138H150V137H148ZM189 138V137H188ZM216 138H218V137H216ZM231 138V137H230ZM240 138V137H239ZM247 138V137H246ZM40 139H42V138H40ZM43 139H44V137H43ZM85 139V138H84ZM83 139V143L85 142V140ZM88 139H89V137H88ZM100 139V138H99ZM99 139L96 141L97 143H98V141H99ZM108 139V138H107ZM113 139V138H112ZM122 139V140H123ZM130 139H132L131 137H130ZM146 138L144 137L143 139H142V141H144ZM151 139V138H150ZM223 139H225V138H223ZM234 139V138H233ZM238 139V138H237ZM263 139V140H262ZM33 140V139H32ZM45 140V139H44ZM44 140L43 141H41V143L43 142L44 143ZM60 140H62V139H60ZM68 140V139H67ZM66 140V141H67ZM76 140V139H75ZM94 140V139H93ZM92 140V141H93ZM95 140H96V138H95ZM102 140H104L103 138H102ZM120 140V139H119ZM121 140V141H122ZM133 140V139H132ZM138 140H140V137L136 140V141H138ZM186 140H188V141H186ZM247 140V139H246ZM245 140V141H246ZM40 141V140H39ZM59 141V140H58ZM63 141V140H62ZM65 141V140H64ZM78 141V143H77V145H82L83 146V144H79V140H77ZM88 141V140H87ZM106 140H104V142H105ZM112 142H113V140H111ZM110 141V142H111ZM141 141V140H140ZM188 142L187 144H186V142ZM220 141V140H219ZM34 142H35V140H34ZM33 142V143H34ZM38 141H36V143H37ZM52 142H53V135H52ZM70 142V141H69ZM116 142V141H115ZM114 142V143H115ZM118 142V141H117ZM129 142V141H128ZM132 142H134V141H132ZM185 143V144H181V143ZM195 142H196V140H195ZM221 142V141H220ZM234 142V141H233ZM252 142V141H251ZM257 142V141H256ZM260 142V141H259ZM41 143L39 142V144H40V146H41ZM64 143H66V142H64ZM64 143H60L61 145H63ZM91 143V142H90ZM94 143V142H93ZM96 143V144H97ZM101 143H103V142H101ZM100 143V144H101ZM121 143H124V142H121ZM126 143H127V141H126ZM125 143V144H126ZM137 143V142H136ZM141 143H143V142H141ZM140 142L138 143V144H141ZM229 144H230V142H228ZM228 143H226V141H225V144H228ZM238 143V142H237ZM236 143V144H237ZM240 143H241V141H240ZM248 143V142H247ZM54 144V145H55ZM58 144H59V142H58ZM104 144V143H103ZM102 144V145H103ZM129 144V143H128ZM198 144V143H197ZM233 144V143H232ZM232 144H231V146H232ZM234 144H235V142H234ZM234 144H233V146H234ZM243 144L245 145V143L243 142ZM242 144V145H243ZM29 145V144H28ZM42 145H44V144H42ZM47 145V144H46ZM68 145V144H67ZM66 145V146H67ZM73 145V144H72ZM75 145H76V142H75ZM75 145L73 146L74 148H75ZM76 145V147H78ZM90 145V144H89ZM97 145H99V144H97ZM112 145V144H111ZM114 145V144H113ZM135 145V144H134ZM195 145V144H194ZM202 145V144H201ZM241 145V144H240ZM239 145V146H240ZM250 145H251V143H250ZM37 146V144L35 145V147ZM39 146V149L41 148V147H43V146H41L40 147ZM63 146H65V145H63ZM71 146V145H70ZM87 146V145H86ZM92 146H95V144L93 145L92 144ZM100 146V145H99ZM109 146V145H108ZM116 146H117V144H116ZM186 146V147H185ZM223 146V145H222ZM230 146V145H229ZM230 146V147H231ZM249 146V145H248ZM45 147V146H44ZM46 147H49V146H46ZM45 147V148H46ZM54 147V146H53ZM55 147H57V145H55ZM72 147V146H71ZM68 148V149H72V148ZM81 147V146H80ZM120 147H121V145H120ZM124 147V146H123ZM122 147V148H123ZM198 147H200V146H198ZM226 147H228V146H226L225 145V150H226ZM243 147H245V146H243ZM250 147H254L253 146V143H252V146H250ZM27 148V147H26ZM30 148H31V146H30ZM38 148V147H37ZM37 148H35V149H37ZM51 148H52V146H51ZM60 148H61V146H60ZM82 148V147H81ZM85 148V147H84ZM90 148V147H89ZM121 148V149H122ZM128 148V147H127ZM130 148V147H129ZM132 148V147H131ZM196 148V147H195ZM229 148V147H228ZM234 148V147H233ZM240 148V147H239ZM247 147H245V148H243V149H246ZM249 148V147H248ZM39 149H38V151H39ZM75 149H77V148H75ZM79 150H80V148H78ZM115 149H117V148H115ZM221 149H223L222 147H221ZM232 149V148H231ZM230 149V150H231ZM237 149H238V147H237ZM237 149H234V150H237ZM241 150H242V147L240 148ZM252 149V148H251ZM31 150V149H30ZM43 150V149H42ZM42 150H41V154H42V156H43V153H42ZM48 150V149H47ZM51 150V149H50ZM53 150V149H52ZM59 150V149H58ZM63 150H65V149H63ZM79 150L77 151V153H80L79 152ZM103 150V149H102ZM102 150L100 149V152H102ZM119 150H120V148H119ZM124 150V149H123ZM122 150V151H123ZM229 150V151H230ZM240 150V151H241ZM32 151V152H31ZM30 152L31 153H33V148H32V150H31ZM54 151H57V148L56 149H54ZM68 151V150H67ZM70 152L69 153H71V150H69ZM73 151V150H72ZM75 151V152H76ZM125 151H127L126 149H125ZM149 151V154L148 155H146L145 153L146 152H148ZM222 151H224V150H221L220 152H221V154H223V152ZM237 151H239V150H237ZM239 151V152H240ZM255 151V152H254ZM263 151V150H262ZM44 152V151H43ZM50 153V151H47V153ZM89 152H90V149H89ZM104 152V151H103ZM220 152H218V153H220ZM238 152V153H239ZM248 152V151H247ZM253 152H254V154H260V149L258 150V146H257V149L256 150H254L253 149ZM34 153H35V151H34ZM34 153L32 154V155H34ZM37 153L38 152H36V155H37ZM59 153H61L62 154V151H60ZM64 153H66L67 154V152H66V150H65V152ZM68 153V154H69ZM72 153H74V152H72ZM76 153V154H77ZM97 153V152H96ZM99 153V152H98ZM224 153H227L228 154V152H227V150H226V152L224 151ZM235 153H236V151H235ZM246 153V152H245ZM249 153V152H248ZM26 154H29L28 152L26 153ZM118 154H121L119 151H118ZM123 154H124V152H123ZM123 154H121V155H123ZM217 154V155H216ZM237 154V153H236ZM235 154V155H236ZM240 154H242V152L240 153ZM258 154V155H259ZM49 157H51L49 154H47ZM56 155V154H55ZM60 155V154H59ZM62 155H64V154H62ZM146 155V156H145ZM220 155V154H219ZM235 155L233 154V151H231V152H229V154L227 155V156H225V157H223L224 156V154L222 155V157L220 156V158H218V161L216 162V166H212L210 169V171H208V173L209 172H211L210 174H211V176H212V178H211V180L209 181V183H207V181H205L204 180V182H203V190H201V188L200 187H198V185H197V183H193V184H191V183H186L188 180L186 179V182H183L184 181V179H182L183 181L181 182L180 180V178H179V181L181 182V183H179V187H182V189H185V191H184V193L183 192H181V194H185V196H184V199L183 198H181L180 199V197H179V199H178V201H173V203H172V205L174 206V208L173 207H171V212L169 211V212H166V210H164V209H162L161 207L159 208L158 206L156 207V209H155V206H154V209L153 210H151V207L154 205V204H150L151 202H149V200H147L148 198H147V192L149 193V195H152V193H153V191L151 190L152 189V187H151V189H145L144 188V190H145V192H143V195H142V199H133L132 201H129L128 202V200H127V202H128V206L126 207V209H125V211L126 212H124L123 211V213L121 212L122 211V207L119 209L120 210V213L119 212H117V216H119V220H121V222H122V225H123V227L122 228H125L126 230L125 231H123L122 233H110L108 230L107 231H104V230H101L100 229V231H94V232H92L91 233V231L88 233V234H92V236H94L93 238H88L89 240H87V241H81L80 240V238L78 237V239H74V237H76V235L78 234V231H77V233H76V235L73 237V239L72 238H70V235L71 234H68V236L67 237H69V238H67V239H65L64 241H62V243H60V242H58L59 244H54L53 246L51 245V247H52V250L54 251L53 253L55 254V255H57L58 256V258L61 260V262H60V264H83V263H81V261H80V259H79V257L81 256H83V257H85V256H97V257H99V260H98V263H96V264H155V262H157L158 261V259L160 258V257H162V256H164V255H167L168 256V254H171V253H173L174 252V250H170L169 252H166V253H164V255H163V253L162 254H158V248H159V246H157V245H155L154 246V244L152 245L151 243L149 244V243H147L148 241H145V239L143 238L146 234H145V232H143V230L145 229V227L148 225L149 226V224H150V226L154 229L155 227L157 228L158 226H159V224H161L162 226H163V222H166V224L169 222V221H172L174 218L176 219L177 217H181L182 215H183V213H184V211L186 210L187 211V208L190 206L193 210L194 209H197V207L199 206V205H197L196 204V202L197 201H193V200H195L196 198H197V196L200 194V192L201 191H205V189L208 191H213V193L217 190V188L221 185V180H222V175H221V170H220V168H221V163H224V165H225V163H229V164H232L234 161H238L237 160V158H235ZM12 156H13V154H12ZM17 156V155H16ZM39 156H41L40 155V152H39ZM54 156V155H53ZM69 156H71V155H69ZM74 156V155H73ZM114 156H115V154H114ZM245 156V155H244ZM249 156V155H248ZM251 156V155H250ZM254 156V155H253ZM260 157H261V155H259ZM262 156H264V153H263V155ZM36 156H34L33 158L32 157H30L29 156V159H34ZM58 157V156H57ZM63 157V156H62ZM61 157V158H62ZM101 159H100V158ZM219 157V156H218ZM239 157H241V155H239ZM258 157V156H257ZM13 158V157H12ZM18 158V157H17ZM39 158V157H38ZM54 158V157H53ZM60 158V159H61ZM74 158V157H73ZM113 158V157H112ZM214 158V157H213ZM250 157H248V159L247 160H249V161H251L250 159H249ZM252 158V157H251ZM253 158H256V156H254ZM262 158V157H261ZM260 158V159H261ZM37 159V158H36ZM36 159H35V161H36ZM41 159V158H40ZM44 159V158H43ZM42 159V160H43ZM49 159V158H48ZM51 159V158H50ZM49 159V160H50ZM65 159V158H64ZM110 159V158H109ZM122 159V158H121ZM208 159H210V158H208ZM257 160L259 159V157L258 158H256ZM39 160V159H38ZM62 160V159H61ZM69 160V159H68ZM67 160V161H68ZM73 160V159H72ZM71 160V161H72ZM76 160H77V158H76ZM244 160V159H243ZM101 161V162H100ZM111 161H113L112 159H111ZM162 161V162H161ZM213 161H214V159H213ZM36 162H38V161H36ZM46 162V161H45ZM56 162V161H55ZM57 162H58V160H57ZM56 162V164L57 165H63V162L62 163H60V164H58ZM60 162V161H59ZM69 162V161H68ZM67 162V163H68ZM73 162V161H72ZM108 162V161H107ZM110 162V161H109ZM242 162V161H241ZM248 162V161H247ZM261 162V161H260ZM42 162H40V164H41ZM66 163V162H65ZM71 163V162H70ZM159 163H162L161 165L159 164ZM211 163V162H210ZM251 164H252V161L250 162ZM254 163H258V161L257 162H255V161H253V164ZM37 164H39V163H37ZM43 164V163H42ZM55 164V165H56ZM154 164V165H153ZM258 164H260V163H258ZM46 166L48 165V164H45ZM55 165H53V166H50V169H49V171H50V173H52L53 171H54V167L56 168L57 166H55ZM72 165V164H71ZM76 165V164H75ZM109 165V164H108ZM238 165V164H237ZM262 165H263V161H262ZM37 166V165H36ZM36 166H34V167H36ZM44 165H42V167H43ZM70 166V165H69ZM68 166V167H69ZM74 165H72V167L70 166V168L68 169L67 168V170H64V167H62V168H59V169H63L64 171H63V176H64V178H66V179H68V180H66V181H69V180H72V179H75V175H77V174H79V173H76V171L75 170H73L75 167H73ZM163 166V165H162ZM228 166V165H227ZM246 166V165H245ZM256 167V165H253V167ZM261 166V165H260ZM259 166V167H260ZM30 167L31 168H33V166L31 165V163H30ZM29 167V168H30ZM38 167H39V165H38ZM41 167V168H42ZM181 167V166H180ZM198 167V166H197ZM222 167H223V164H222ZM238 167H241L240 165L238 166ZM243 167V166H242ZM27 168H28V166H27ZM45 168V167H44ZM161 168V167H160ZM175 168V167H174ZM185 168H183L184 170H185ZM225 168H230V166H228V167H226L225 166ZM245 168H247V166L245 167ZM250 168V167H249ZM40 169V168H39ZM162 169V168H161ZM176 169V168H175ZM182 169V168H181ZM182 169V170H183ZM201 169H202V166H201ZM238 169V168H237ZM258 169H262V166H261V168H258ZM3 170V169H2ZM1 170V171H2ZM36 170V169H35ZM43 170V169H42ZM46 170V169H45ZM44 170V171H45ZM178 170V169H177ZM204 170V169H203ZM224 170V169H223ZM229 170V169H228ZM232 170V169H231ZM234 170V169H233ZM232 170V171H233ZM239 170V169H238ZM237 170V171H238ZM255 170V169H254ZM253 170V171H254ZM256 170H257V168H256ZM263 170V169H262ZM0 171V172H1ZM59 171V170H58ZM81 171V170H80ZM118 171V170H117ZM171 171H172V168H171ZM191 171V170H190ZM226 171V170H225ZM232 171H230V174L232 173ZM240 171V170H239ZM241 171H242V168H241ZM240 171V172H241ZM248 171V170H247ZM45 172H47V171H45ZM44 172V173H45ZM61 172V171H60ZM114 172H116V171H114ZM119 172V174H121ZM160 172H161V170H160ZM176 172V171H175ZM179 172V171H178ZM188 172V171H187ZM243 172H244V168H243ZM249 172V171H248ZM258 172V171H257ZM262 171H260V173H261ZM264 172V171H263ZM48 173V172H47ZM105 173V172H104ZM109 173V172H108ZM107 173V174H108ZM122 173H123V171H122ZM162 173V172H161ZM185 173V172H184ZM207 173V172H206ZM223 173H224V171H223ZM227 173H229V172H227ZM233 173H235L234 171H233ZM254 173V172H253ZM252 173V174H253ZM46 174V173H45ZM54 174V173H53ZM81 174V173H80ZM109 174H111V172L109 173ZM157 174V173H156ZM156 174H154L155 176H156ZM158 174H159V172H158ZM170 174V173H169ZM186 174V173H185ZM229 174V175H230ZM242 174L243 173H241L240 175L242 176ZM254 174H256V173H254ZM253 174V175H254ZM24 175V174H23ZM55 176L57 175V173L56 174H54ZM61 175H62V173H61ZM91 175V174H90ZM101 175H102V172H101ZM115 175V174H114ZM153 175V176H154ZM167 175V174H166ZM174 175V174H173ZM224 175V174H223ZM232 175H234V174H232ZM245 175V174H244ZM244 175L242 176V177H244ZM259 175V174H258ZM257 175V176H258ZM263 175V174H262ZM26 176H29V175H26ZM40 176V174H39V172H35L34 171V173H33V175H31L30 177H28V178H26L25 176V178H21V176H20V178H21V180L22 181H25V183L27 184V182L26 181H33L34 179H36V178H38ZM52 176V175H51ZM85 176V175H84ZM105 177H107V175L105 174L104 175ZM119 176V175H118ZM118 176H115L116 178L118 177ZM128 176V175H127ZM162 176H164V174L162 175ZM249 176V175H248ZM255 176V175H254ZM7 177V176H6ZM17 177V176H16ZM19 177V176H18ZM17 177V178H18ZM72 177H74V178H72ZM83 177V176H82ZM92 177H93V174H92ZM111 177H113L112 175H111ZM110 177V178H111ZM159 177V176H158ZM158 177H156L157 179H158ZM165 177V176H164ZM232 177V176H231ZM239 177V174L236 176V178H238ZM245 177H246V175H245ZM20 178H18V179H20ZM43 178V177H42ZM42 178H39L40 180H44V179H42ZM45 178V177H44ZM59 178H61V177H59ZM69 178H72V179H69ZM77 178V177H76ZM99 179V177H96V179ZM100 178H102V176L100 177ZM121 178H123L122 176H121ZM120 178V179H121ZM151 178V177H150ZM169 178V177H168ZM185 178V177H184ZM203 178H204V176H203ZM226 178V177H225ZM233 178H234V176H233ZM249 178V177H248ZM257 178V177H256ZM255 178V179H256ZM49 179H50V177H49ZM77 179H79V178H77ZM80 179L81 180H79V181H82L83 180V178H81L80 177ZM89 179V175H88V178H87V175H86V179L85 180H88ZM91 179H93V178H91L90 177V180ZM105 179V178H104ZM103 179V180H104ZM107 179L108 178H106V181H107ZM144 179V178H143ZM163 179V181H164V183H165V180L166 181H168L166 178H165V180H164V178H162ZM240 179H242V178H240ZM8 180V179H7ZM39 180V181H40ZM57 181H59V179H56ZM60 180H62V179H60ZM90 180H89V182H88V184L90 183ZM122 180H124V182H125V179L123 178ZM141 180V179H140ZM154 180H156V179H154ZM160 180V179H159ZM227 180V179H226ZM232 180V179H231ZM237 179H235L234 180V182L236 181ZM244 180H245V178H244ZM247 180V179H246ZM9 181H10V179H9ZM47 181H49L48 179H47ZM54 181H55V179H54ZM65 181V182H66ZM74 181V180H73ZM76 181V180H75ZM93 181V180H92ZM95 181V180H94ZM105 181V182H106ZM110 181V180H109ZM111 181H112V178H111ZM118 181V180H117ZM136 181V180H135ZM138 181V180H137ZM136 181V182H137ZM162 181V182H163ZM239 180H237V182H238ZM251 181V180H250ZM260 181H261V179H260ZM5 182V180H4V178H1L0 177V185L2 184V183H4ZM41 182V181H40ZM44 182V181H43ZM60 182V181H59ZM86 182V181H85ZM100 182V181H99ZM116 182V181H115ZM115 182H113V183H115ZM124 182H121V183H123L124 184ZM139 182V181H138ZM145 182H146V178H145ZM145 182H143L142 183V186L144 185V183ZM148 182H149V180H148ZM152 182V181H151ZM161 182V181H160ZM159 182V183H160ZM169 183H172V182H170V180L168 181ZM189 182V181H188ZM237 182H236V185H237ZM241 182V181H240ZM240 182L238 183V186H239V184H240ZM243 182V181H242ZM6 183H7V181H6ZM33 184H35V186H36V183L38 184L39 182H32ZM31 183V184H32ZM42 183V182H41ZM49 183H51V182H49ZM61 183H64V180H63V182H61ZM60 183V184H61ZM71 183V182H70ZM78 184V180H77V182H75L74 184ZM82 183V182H81ZM81 183H80V185H81ZM96 183V182H95ZM159 183H157V184H159ZM202 183V182H201ZM226 183V182H225ZM227 183H228V181H227ZM227 183H226V186H227ZM229 183H232V182H230L229 181ZM248 183V182H247ZM5 184V183H4ZM19 184H23L22 182H20ZM30 184V185H31ZM31 185V186H34V185ZM54 184V183H53ZM73 184V183H72ZM72 185V187L73 186H75V185ZM84 183H82V187L84 186L83 185ZM87 184V185H88ZM94 184V183H93ZM106 184V186H107V183H105ZM109 184V183H108ZM117 184H118V182H117ZM120 184V183H119ZM128 184V185H129ZM163 184V183H162ZM166 184V183H165ZM174 184V183H173ZM208 184H210V187H214L215 188V190H211V189H209V187H208ZM222 184H224L223 182H222ZM246 184V183H245ZM248 184H250V182L248 183ZM261 184H263V183H261ZM3 185V184H2ZM7 185L8 186H10L8 183H7ZM30 185H28V187L30 186ZM39 185V184H38ZM37 185V186H38ZM46 185H47V183H46ZM62 185H64V184H62ZM66 185V184H65ZM80 185H79V187H80ZM86 185V184H85ZM86 185V186H87ZM97 188L99 187V183H98V180H97ZM109 185H112V184H109ZM108 185V186H109ZM116 185V184H115ZM126 185V184H125ZM145 185H146V183H145ZM156 184H154V186H155ZM164 185V184H163ZM167 185V184H166ZM234 185V184H233ZM233 185H232V187H233ZM241 185V184H240ZM247 185V184H246ZM245 185V186H246ZM3 186H5V185H3ZM8 186H6V187H8ZM24 186H25V184H24ZM36 186V187H37ZM41 186V185H40ZM50 186V185H49ZM58 186V185H57ZM61 186V185H60ZM68 186H69V183H68ZM67 186V187H68ZM89 186H92V183H91V185H89ZM122 186V185H121ZM132 186H133V184H132ZM136 186H138V184L137 185H135V187ZM157 186V185H156ZM173 186V185H172ZM261 185H259V187H260ZM264 186V185H263ZM21 187H23V186H21ZM20 187V188H21ZM54 187V186H53ZM59 187V186H58ZM63 187V186H62ZM70 187V186H69ZM68 187V188H69ZM71 187V188H72ZM101 187V186H100ZM103 187V186H102ZM101 187V188H102ZM120 187V186H119ZM122 187H124V186H122ZM139 187V186H138ZM144 187V186H143ZM147 187V186H146ZM167 187L168 186H163L161 189H160V191L162 190L163 191V193H164V191L165 190H168V189H170V188H168L167 189ZM229 187H231V186H229ZM241 187H242V185H241ZM248 187H249V185H248ZM247 187V190L249 189ZM3 188V187H2ZM8 188H10V187H8ZM24 188V187H23ZM46 188V187H45ZM44 187H43V189H41L42 191H43V193H45L46 192V190H45V192H44V189H45ZM48 188V187H47ZM60 188V187H59ZM104 188H105V185H104ZM116 188V186H114L113 187V189H115ZM154 188V187H153ZM219 188H221V187H219ZM224 188V187H223ZM235 188V187H234ZM252 188V187H251ZM261 188V187H260ZM263 188V187H262ZM28 189V188H27ZM26 189V190H27ZM34 189V188H33ZM38 189H39V186H38ZM49 189V188H48ZM54 189V188H53ZM61 189V188H60ZM76 189V188H75ZM86 189V188H85ZM95 189V188H94ZM103 189V188H102ZM108 189V188H107ZM113 189H111V187H110V190H113ZM120 189V188H119ZM131 189H133L132 187H131ZM177 189V188H176ZM226 189H228V186H227V188ZM232 189L233 188H231V191H232ZM243 189H245L244 188V186H243ZM3 190V189H2ZM1 190V191H2ZM11 190V189H10ZM24 190V189H23ZM30 190H31V188H30ZM34 190H36V189H34ZM87 190H89V187H88V189ZM90 190L92 191V189L90 188ZM89 190V191H90ZM98 190V189H97ZM123 190V189H122ZM129 190H130V188H129ZM129 190H127L128 192H129ZM137 190V189H136ZM142 190V189H141ZM141 190H139V191H141ZM157 190H159V189H157ZM173 190V188L171 189V191ZM179 190H180V188H179ZM224 190V189H223ZM229 191H230V188L228 189ZM234 190V189H233ZM236 190H237V187H236ZM252 190V189H251ZM7 191H9V190H7ZM25 191V190H24ZM47 191H49V190H47ZM53 191V190H52ZM51 191V192H52ZM70 190H68V192H69ZM83 191H84V188H83ZM103 191V190H102ZM105 191V190H104ZM132 191V190H131ZM137 192L138 194L140 193V192ZM156 191V190H155ZM159 191V192H160ZM161 191V192H162ZM173 191H175V190H173ZM182 191V190H181ZM221 191V190H220ZM225 191V190H224ZM228 191V192H229ZM237 191H240L241 192V190L240 189H238ZM4 192H6V190L4 191ZM27 192V191H26ZM35 192V191H34ZM38 192V191H37ZM54 192H55V190H54ZM71 192V191H70ZM75 192H77V193H79L78 192V190L77 191H75ZM82 191H80V193H81ZM88 192V191H87ZM94 192H96V191H94ZM93 191H92V195H93V193H94ZM110 192V191H109ZM136 192V191H135ZM158 192V193H159ZM177 192V191H176ZM180 192V191H179ZM242 192H243V190H242ZM246 192V191H245ZM252 192V191H251ZM10 193V192H9ZM8 193V194H9ZM38 193H40V191L38 192ZM37 193V194H38ZM80 193H79V195H80ZM103 193V192H102ZM111 193V192H110ZM114 193H115V191H114ZM130 193V192H129ZM133 193H134V191H133ZM155 193V192H154ZM169 193H170V191H169ZM208 192H206V194H207ZM224 193V192H223ZM233 193V192H232ZM249 193V192H248ZM2 194V193H1ZM5 194V193H4ZM34 194V193H33ZM41 194H42V192H41ZM40 194V195H41ZM46 194V193H45ZM50 194V193H49ZM52 194V193H51ZM58 194V193H57ZM61 194H63L62 193V190H61ZM73 194V193H72ZM91 194V193H90ZM96 194V193H95ZM98 194V193H97ZM112 194V193H111ZM117 194V193H116ZM134 194H136V193H134ZM134 194H131V195H134ZM160 194V193H159ZM171 194V193H170ZM204 194V193H203ZM209 194H210V192H209ZM219 194V193H218ZM228 194V193H227ZM239 194V193H238ZM242 194V193H241ZM247 194V193H246ZM7 195V194H6ZM26 195H28V194H26ZM39 195V194H38ZM65 195V194H64ZM70 195V194H69ZM82 195V194H81ZM80 195V196H81ZM86 195V194H85ZM98 195H100V192H99V194ZM104 195V194H103ZM115 195V194H114ZM121 195V194H120ZM119 195V196H120ZM125 195H126V192H125ZM137 195V194H136ZM141 195V194H140ZM155 195V194H154ZM172 196H173V194H171ZM192 195H194V196H192ZM217 195V194H216ZM224 195V194H223ZM226 195V194H225ZM224 195V196H225ZM233 195V194H232ZM237 195V194H236ZM245 195V194H244ZM252 195V194H251ZM255 195H258V194H255ZM18 196V195H17ZM31 196V195H30ZM29 196V197H30ZM51 196V195H50ZM54 196H56V194L54 195ZM58 196V195H57ZM77 196V195H76ZM80 196L78 197L77 196V198H80ZM88 196H89V198H91L90 197V195L88 194ZM102 196V195H101ZM116 196V195H115ZM139 196V195H138ZM137 196V197H138ZM169 196V195H168ZM171 196V197H172ZM208 196V195H207ZM235 196V195H234ZM237 196H241V195H237ZM236 196V197H237ZM246 196V195H245ZM249 196H250V194H249ZM0 197H1V195H0ZM3 197V196H2ZM32 197V196H31ZM34 197V196H33ZM40 197V196H39ZM60 197V196H59ZM85 198L87 197V196H84ZM97 197H99V196H97ZM131 197V196H130ZM159 197V196H158ZM166 197V196H165ZM183 197V196H182ZM187 197L189 198V199H187ZM220 197H221V195H220ZM255 197V196H254ZM253 197V198H254ZM4 198V197H3ZM5 198H6V196H5ZM43 198H45L44 197V194H43ZM42 198V199H43ZM46 198H47V194H46ZM50 198V197H49ZM88 198V197H87ZM104 198V197H103ZM135 198H136V196H135ZM140 198V197H139ZM154 199H155V197H153ZM170 198V197H169ZM174 198V197H173ZM202 198V197H201ZM201 198H200V200L199 201H201ZM208 198V197H207ZM206 198V199H207ZM211 198V197H210ZM209 198V199H210ZM213 199H214V197H212ZM225 198H226V196H225ZM232 198V197H231ZM244 199H245V197H243ZM250 198V197H249ZM11 199V198H10ZM39 199H41V198H39ZM41 199V200H42ZM48 199V198H47ZM52 199H53V197H52ZM62 199V198H61ZM60 199V200H61ZM72 199V198H71ZM107 199V198H106ZM150 199H151V197H150ZM157 199V198H156ZM161 199H163V196H162V198ZM167 199V198H166ZM217 199V198H216ZM218 199H219V196H218ZM229 199V198H228ZM8 200H9V198H8ZM29 200H30V198H29ZM36 200V199H35ZM49 200V199H48ZM54 200H57L56 198L54 199ZM53 200V201H54ZM60 200H59V203H60ZM79 200V199H78ZM88 200V199H87ZM93 200H94V198H93ZM131 200V199H130ZM164 200V199H163ZM170 200H171V198H170ZM222 200V199H221ZM235 200V199H234ZM237 200H238V198H237ZM242 200V199H241ZM248 200V199H247ZM250 200V202H251V199H249ZM248 200V201H249ZM1 201V200H0ZM33 201H34V198H33ZM37 201H39V200H37ZM44 201H46V200H44ZM52 201V200H51ZM74 201H75V199H74ZM80 201H82V200H80ZM209 201V200H208ZM5 202H7V199H6V201ZM9 202V201H8ZM12 202V201H11ZM18 202V201H17ZM57 202V201H56ZM107 202V201H106ZM127 202H126V205H127ZM155 201L153 200V203H154ZM157 202V201H156ZM164 202V201H163ZM167 202V201H166ZM169 202V201H168ZM210 202H211V200H210ZM237 202V201H236ZM235 202V203H236ZM2 203H3V201H2ZM1 202H0V204H2ZM38 203V202H37ZM54 204H56L55 202H53ZM52 203V204H53ZM90 203V202H89ZM95 203V202H94ZM171 203V202H170ZM205 203V202H204ZM206 203H207V201H206ZM222 202L220 201V204H221ZM224 203V202H223ZM228 203H229V200H228ZM240 203V202H239ZM246 203H247V201H246ZM43 204V203H42ZM52 205L51 204V202H49L48 203V205ZM58 204V203H57ZM61 204V203H60ZM64 204V203H63ZM76 204V203H75ZM79 204V203H78ZM103 204V203H102ZM150 204V205H149ZM161 204H162V202H161ZM166 205H169L168 203H165ZM208 204V203H207ZM213 204V203H212ZM212 204H210V205H212ZM216 204H217V202H216ZM216 204H214V206H216ZM226 204V203H225ZM233 204V203H232ZM237 204V203H236ZM241 204V203H240ZM248 204H249V202H248ZM10 205V204H9ZM12 205V204H11ZM15 205H16V203H15ZM36 205V204H35ZM44 205V204H43ZM49 205V206H50ZM66 205V204H65ZM80 205V204H79ZM104 205V204H103ZM109 205H110V203H109ZM125 205V206H126ZM159 205V204H158ZM164 205V204H163ZM171 205V206H172ZM202 205V204H201ZM239 205V204H238ZM250 205V204H249ZM252 205V204H251ZM6 206H8V204L6 205ZM5 206V207H6ZM40 206H41V204H40ZM59 206V205H58ZM81 206V205H80ZM87 206H88V204H87ZM86 206V207H87ZM92 206H93V204H92ZM113 206H115V205H113ZM112 206V207H113ZM124 206V207H125ZM205 206H206V204H205ZM222 206H224V205H222ZM230 206H231V204H230ZM236 206V205H235ZM2 207H3V205H2ZM10 207V206H9ZM13 207H14V205H13ZM43 207V206H42ZM41 207V208H42ZM45 207V209L48 207H46V205L44 206ZM57 207V206H56ZM61 207H62V205H61ZM84 207H85V204H84ZM89 207H90V204H89ZM106 207V206H105ZM108 207V206H107ZM111 207V206H110ZM166 207V206H165ZM209 207V206H208ZM237 207V206H236ZM239 207V206H238ZM241 207V206H240ZM4 208V207H3ZM8 208V207H7ZM59 208H60V206H59ZM58 207H57V210L59 209ZM63 208V207H62ZM103 209H104V207H102ZM109 208V207H108ZM117 208V207H116ZM164 208V207H163ZM204 208V207H203ZM212 208V207H211ZM219 208H221V207H219ZM244 208V207H243ZM14 209V208H13ZM64 209H66L65 207H64ZM80 209H81V207H80ZM82 209H83V207H82ZM86 209V208H85ZM91 209L92 208H90V211H91ZM199 209V208H198ZM205 209V208H204ZM204 209H202V207L200 208V212L202 213V212H204ZM207 209V208H206ZM205 209V210H206ZM213 209V208H212ZM212 209H210V210H212ZM222 209V208H221ZM228 209V208H227ZM241 209V208H240ZM1 210L2 209H0V214H1ZM38 210H40L41 211V209L39 208ZM46 210H48V208L46 209ZM45 210V211H46ZM53 210V209H52ZM52 210H50V211H52ZM57 210L55 211L54 210V213L55 212H57ZM60 210V209H59ZM94 210H95V208H94ZM97 210V209H96ZM99 210H100V208H99ZM109 210H111V209H107L106 211H109ZM116 210V209H115ZM193 210H192V212H193ZM209 210V211H210ZM231 210H232V208H231ZM9 211H10V209H9ZM68 211V210H67ZM67 211H66V213H67ZM75 211H77V210H75ZM88 210H86L85 212H87ZM89 211V212H90ZM92 211H93V209H92ZM185 211V212H186ZM207 211V210H206ZM214 211H216V208H214ZM217 211H219V210H217ZM228 211V210H227ZM229 211H230V209H229ZM229 211H228V213H229ZM243 211V210H242ZM245 211V210H244ZM4 212H5V208H4ZM12 212V211H11ZM11 212H9L10 214H11ZM37 212V211H36ZM62 212H63V209H62ZM74 212V211H73ZM81 212H84V210L83 211H81ZM89 212H88V214H89ZM99 212V211H98ZM103 212H105V211H103ZM113 212V211H112ZM221 212V211H220ZM226 212V211H225ZM232 212H235V211H232ZM231 212V213H232ZM246 212V211H245ZM23 213V212H22ZM21 213V214H22ZM24 213H25V211H24ZM35 213V212H34ZM40 213V212H39ZM43 213H45V212H43ZM49 213V212H48ZM48 213H46V214H48ZM52 213H53V211H52ZM59 212H57V215H59L58 214ZM100 213V212H99ZM115 213V212H114ZM187 214V216H188V212H186ZM223 213V212H222ZM242 213V212H241ZM20 214V213H19ZM46 214H44V215H46ZM69 214V213H68ZM87 214V217L89 216ZM107 214V213H106ZM109 214V213H108ZM112 214V213H111ZM185 214V213H184ZM190 214H192V213H190ZM208 214V216H209V213H207ZM211 214V213H210ZM227 214V213H226ZM237 214H240V213H237ZM2 215V214H1ZM43 215V214H42ZM55 215V214H54ZM56 215V216H57ZM61 215V214H60ZM79 215V214H78ZM97 215V213L94 215L95 216V218L97 217L96 216ZM99 215V214H98ZM185 215V216H186ZM201 215V214H200ZM217 215V214H216ZM221 215V214H220ZM224 215V214H223ZM235 215V214H234ZM243 215V214H242ZM4 216V215H3ZM11 216V215H10ZM31 216V215H30ZM40 216V215H39ZM73 216V215H72ZM72 216H71V218H72ZM82 216V215H81ZM94 216H92V217H94ZM101 216L102 215H100V218H101ZM103 216H104V213H103ZM102 216V217H103ZM106 216V215H105ZM116 216V217H117ZM195 216V215H194ZM202 216V215H201ZM219 216V215H218ZM228 216H229V214H228ZM230 216H231V214H230ZM230 216H229V218H230ZM19 217H20V215H19ZM47 217V216H46ZM50 217H52L51 215H50ZM74 217V216H73ZM80 217V216H79ZM86 217V218H87ZM90 217H91V215H90ZM115 217V216H114ZM191 218H192V216H190ZM210 217V216H209ZM225 217V216H224ZM235 217H237V215L235 216ZM242 217V216H241ZM3 218V217H2ZM4 218H6L5 216H4ZM13 218V217H12ZM42 219H43V217H41ZM53 218V217H52ZM67 218V217H66ZM78 218V217H77ZM82 218V217H81ZM186 218V217H185ZM184 218V219H185ZM190 218V219H191ZM195 218V217H194ZM204 218V217H203ZM205 218H206V216H205ZM220 218V217H219ZM222 218V217H221ZM1 219V218H0ZM8 219V218H7ZM31 219V218H30ZM45 219V218H44ZM48 219V218H47ZM46 219V220H47ZM54 219H55V217H54ZM83 219V218H82ZM89 219V218H88ZM97 219H98V217H97ZM102 219V218H101ZM109 219V218H108ZM114 219V218H113ZM118 219V218H117ZM174 219V220H175ZM181 219V218H180ZM184 219H181V220H183L184 221ZM202 219V218H201ZM209 219V218H208ZM210 219H211V217H210ZM237 219V218H236ZM241 219V218H240ZM9 220V219H8ZM33 220V219H32ZM49 220V219H48ZM52 219H50V221H51ZM60 220H61V218H60ZM93 220V219H92ZM91 220V221H92ZM95 220V219H94ZM173 220V221H174ZM188 220V219H187ZM187 220H185V221H187ZM199 220V219H198ZM214 220V219H213ZM218 220H220V219H218ZM224 220V219H223ZM17 221V220H16ZM15 221V223H17ZM25 221H27L26 219H25ZM30 221V220H29ZM41 221V220H40ZM83 221V220H82ZM96 221H98V220H96ZM101 221V220H100ZM99 221V222H100ZM103 221V220H102ZM105 221V220H104ZM109 221V220H108ZM117 221V220H116ZM190 221V220H189ZM203 221H204V219H203ZM206 221H207V219H206ZM244 222V224H245V227L248 229V228H257V231H256V233L255 234H250V230H248L247 231V233H244V232H246V230L244 231V230H241L242 231V233L240 234L239 233V231L237 232V233H239V234H235L236 236H230V238H225V239H219V240H214V241H210L209 242V244L207 245V246H203V247H201L200 246V248H196L195 246L193 247L192 245L191 246H187V245H185V247H184V249H182L181 251L182 252H184V253H186L187 255H182L183 256V258H181V260H182V262L180 263V264H213V262H214V257H216V256H214L213 254H216L217 255V252H219V251H217L216 253H214V251H215V249H217V248H219L220 247V245H222V244H226V243H233V244H237V245H241V244H244V243H248V242H251V240H255V243H256V245H260V246H264V193L263 194H260L259 196H256L255 198H254V203H253V205L250 207V209H249V211H248V213L247 214H245V217H244V220H243ZM23 222V221H22ZM21 222V223H22ZM44 222V221H43ZM56 222V221H55ZM60 222V221H59ZM59 222H57V223H59ZM63 222H64V219H63ZM107 222V221H106ZM178 222V221H177ZM188 222V221H187ZM186 222V223H187ZM202 222V221H201ZM222 222V221H221ZM228 221H226L225 223H227ZM1 223V222H0ZM24 223V222H23ZM46 223H48V222H46ZM51 223H54V221H51ZM80 223H81V221H80ZM95 223V222H94ZM97 223V222H96ZM108 223V222H107ZM113 224H115L114 223V221L112 222ZM179 223V222H178ZM178 223H177V225H178ZM185 223V222H184ZM184 223H183V225H184ZM191 223V222H190ZM200 222L198 221V223L197 224H199ZM203 223V222H202ZM223 223V222H222ZM224 223V224H225ZM234 223V222H233ZM3 225H4V223H2ZM8 224V223H7ZM10 224H11V222H10ZM18 224V223H17ZM19 224H20V222H19ZM45 224V223H44ZM50 224V223H49ZM98 224V223H97ZM105 224V223H104ZM109 224V223H108ZM169 224L170 223H168L167 225H166V229H167V227H170L169 226ZM173 224V223H172ZM180 224V223H179ZM196 224V225H197ZM201 224V223H200ZM209 224V223H208ZM211 224V223H210ZM216 224H218L217 222H216ZM216 224H214V226H216ZM37 225V224H36ZM75 225V224H74ZM101 225V224H100ZM107 225V224H106ZM116 225H117V223H116ZM116 225H115V227H116ZM161 225H160V228H161ZM176 225V224H175ZM182 225V224H181ZM181 225H180V228H182L181 227ZM187 225V224H186ZM204 225H206V223L204 224ZM213 225V224H212ZM219 225V224H218ZM231 225V224H230ZM6 226V225H5ZM21 226H22V224H21ZM24 226V225H23ZM50 226H51V224H50ZM50 226H48V227H50ZM55 226V225H54ZM53 226V227H54ZM72 226V225H71ZM81 226H82V224H81ZM99 226V225H98ZM113 226V225H112ZM136 226L137 227H139V226H141V228L139 229V228H136ZM174 226V225H173ZM202 226V225H201ZM207 226V225H206ZM213 226V227H214ZM220 226V225H219ZM3 227V226H2ZM18 227V226H17ZM68 227H70V226H68ZM78 227V226H77ZM77 227L75 226V229H77ZM90 227V226H89ZM88 227V228H89ZM184 227V226H183ZM192 227V226H191ZM191 227H189V228H191ZM225 227V226H224ZM229 227V226H228ZM244 227V226H243ZM9 228V227H8ZM73 228V226L71 227V229ZM82 228H83V226H82ZM85 228V227H84ZM87 228V227H86ZM129 228H131L132 229V231H130V229ZM150 228V227H149ZM163 228H165V227H163ZM189 228H187V230L189 229ZM196 228V227H195ZM201 228V227H200ZM210 228V227H209ZM226 228V227H225ZM234 228V227H233ZM23 229V228H22ZM80 229H81V227H80ZM117 229V228H116ZM148 229V227L146 228V230ZM159 229V228H158ZM157 229V230H158ZM177 229V228H176ZM183 229V228H182ZM197 229V228H196ZM213 229V228H212ZM219 229V228H218ZM229 229V228H228ZM110 230H112L111 228H110ZM142 230V231H141ZM145 230V231H146ZM163 230V229H162ZM161 230V231H162ZM173 230V229H172ZM180 230V229H179ZM204 230H205V228H204ZM214 230V229H213ZM222 230V229H221ZM17 231H18V229H17ZM22 231V230H21ZM70 231V230H69ZM72 231H74L73 233H75V230H71V232ZM87 231V230H86ZM86 231H84V233L86 232ZM118 231H119V228H118ZM140 231H141V233H140ZM186 230L184 229V233L185 234H187V233H189V232H185ZM190 231V230H189ZM197 231H198V229H197ZM227 231V230H226ZM225 231V232H226ZM232 231V230H231ZM244 231V232H243ZM13 232V231H12ZM15 232V231H14ZM13 232V233H14ZM53 232V231H52ZM61 232V231H60ZM59 232V233H60ZM146 232H149V230H147ZM170 232H171V227H170ZM169 232V233H170ZM192 232V231H191ZM201 232V231H200ZM199 232V233H200ZM209 232H211V230L209 231ZM212 232H214V231H212ZM211 232V233H212ZM222 232V231H221ZM64 233L66 234V232L64 231ZM68 233V232H67ZM82 233H83V231H82ZM157 233H160V231H158ZM163 233H164V230H163ZM202 233V232H201ZM207 233H208V231H207ZM230 233V232H229ZM251 233H253L252 231H251ZM15 234H16V232H15ZM18 234H19V232H18ZM17 234V235H18ZM55 234V233H54ZM87 234V233H86ZM143 234H144V236H143ZM151 234H152V232H151ZM150 234V235H151ZM156 233H154V236H156L155 235ZM161 234V233H160ZM159 234V235H160ZM166 232H165V236H166ZM171 234V233H170ZM197 234V233H196ZM214 234H216V233H214ZM223 234V233H222ZM83 235V234H82ZM82 235H81V237H82ZM212 235V234H211ZM13 234H12V238H13ZM16 236V235H15ZM58 236H59V234H58ZM63 236H64V234H63ZM79 236H80V231H79ZM172 237H173V235H171ZM178 236V235H177ZM190 236H191V234L189 235V238H190ZM204 236V235H203ZM208 237H209V235H207ZM224 236V235H223ZM21 237H22V235H21ZM38 237H39V235H38ZM71 237H72V235H71ZM87 237V236H86ZM89 237V236H88ZM91 237V236H90ZM146 237V236H145ZM151 237V236H150ZM158 237V236H157ZM164 237V235L162 236V238ZM170 237V236H169ZM174 237H175V235H174ZM181 237V236H180ZM199 237V236H198ZM197 237V238H198ZM207 237V238H208ZM18 238H19V235H18ZM25 238V237H24ZM35 238H36V236H35ZM50 238L51 237H49V240H50ZM64 238V237H63ZM164 238H166L167 239V236L166 237H164ZM163 238V239H164ZM171 238V237H170ZM177 238V240H178V237H175V239ZM200 238V237H199ZM204 238V237H203ZM211 238V237H210ZM210 238H208V239H210ZM214 238H216V237H214ZM19 239H21V238H19ZM28 239V238H27ZM41 239H43V238H41ZM52 239H54L53 237H52ZM147 239H149V236H148V238ZM181 239H183V238H181ZM193 238H191V240H192ZM194 239H195V235H194ZM201 239V238H200ZM205 242L206 241H209V240H206V234H205ZM22 240H23V238H22ZM21 240V241H22ZM29 240V239H28ZM58 240V239H57ZM150 240V239H149ZM168 240V239H167ZM172 240V239H171ZM197 240V239H196ZM195 240V241H196ZM202 240V239H201ZM30 241H31V238H30ZM29 241V242H30ZM55 241H56V239H55ZM170 241V240H169ZM176 241V240H175ZM180 241V240H179ZM188 241V240H187ZM190 241V240H189ZM204 241V240H203ZM6 242V241H5ZM11 242V241H10ZM17 241H15L14 243H16ZM20 242V241H19ZM24 242V241H23ZM33 243H34V241H32ZM36 242V241H35ZM51 242H52V240H51ZM50 242V243H51ZM54 242V241H53ZM192 242H193V240H192ZM12 243H13V241H12ZM21 243V242H20ZM39 243V242H38ZM163 243V242H162ZM165 243V242H164ZM166 243H167V241H166ZM171 243H173L172 241H171ZM187 243V242H186ZM202 242H200V244H201ZM252 243H253V241H252ZM2 244V243H1ZM30 244V243H29ZM32 244V243H31ZM36 244H37V242H36ZM174 244V243H173ZM182 244V243H181ZM184 244V243H183ZM249 244H251V243H249ZM10 245V244H9ZM21 245H24V244H21ZM46 245V244H45ZM161 245V244H160ZM167 245H169V244H167ZM206 245V244H205ZM245 245V244H244ZM252 245V244H251ZM13 246V245H12ZM15 246V245H14ZM34 246V245H33ZM37 246V245H36ZM41 246V245H40ZM177 246V245H176ZM180 246V245H179ZM246 246V245H245ZM0 247L3 249V247L0 245ZM25 247V246H24ZM128 247H133L134 248V250L133 251H130L129 249H128ZM165 247V246H164ZM171 247V246H170ZM232 247V246H231ZM230 247V248H231ZM248 247V246H247ZM251 247V246H250ZM5 248H7V246L5 247ZM15 248V247H14ZM19 248V247H18ZM21 248V247H20ZM38 248V247H37ZM40 248V247H39ZM43 248V247H42ZM47 248V247H46ZM224 248V247H223ZM230 248H229V250H230ZM258 248V247H257ZM8 249V248H7ZM10 249H11V247H10ZM10 249H9V252H10ZM13 249V248H12ZM23 249V248H22ZM50 249L51 248H49V250H48V248H47V252L49 251L50 252ZM261 249V248H260ZM264 249V248H263ZM39 250V249H38ZM46 250V249H45ZM218 250V249H217ZM228 249H226V251H227ZM232 251H233V249H231ZM231 250H230V252H231ZM238 250V249H237ZM236 250V251H237ZM250 250H252V248L250 249ZM254 250H255V247H254ZM254 250H253V252H254ZM3 251V250H2ZM29 251V250H28ZM36 251V250H35ZM42 251V250H41ZM179 251V250H178ZM222 251H224V250H222ZM222 251H220V253L222 252ZM240 251H241V253H242V250L240 249ZM239 251V252H240ZM261 251V250H260ZM6 252V251H5ZM25 252V251H24ZM225 252V251H224ZM238 252V253H239ZM257 252V251H256ZM264 252V251H263ZM1 253V252H0ZM16 253H19V252H16ZM34 253H36V252H34ZM39 253V252H38ZM46 253V252H45ZM51 253V252H50ZM50 253H48V254H50ZM52 253V254H53ZM220 253L218 254V255H220ZM232 253V252H231ZM244 253V255H245V252H243ZM246 253L248 254L249 252H248V250H246ZM250 253H252V251L250 252ZM260 253V252H259ZM29 254V253H28ZM223 254V253H222ZM227 254V253H226ZM237 254V253H236ZM263 254V253H262ZM261 254V255H262ZM10 255V254H9ZM13 255H15V254H13ZM32 255H33V253H32ZM51 255V254H50ZM229 255H230V253H229ZM234 256H233V258L234 257H236V255L235 254H233ZM238 255V254H237ZM243 255V254H242ZM249 255V254H248ZM253 253H252V257H253ZM255 255H256V253H255ZM18 256V255H17ZM19 256H20V254H19ZM25 256V255H24ZM37 256V255H36ZM43 256V255H42ZM49 256V255H48ZM177 256V255H176ZM178 256H180V255H178ZM228 256V255H227ZM247 256V255H246ZM250 256V255H249ZM3 257V256H2ZM30 257V256H29ZM34 257V256H33ZM222 257V256H221ZM219 258V256L218 257H216V258H219V259H222V258ZM223 257H224V255H223ZM230 257V256H229ZM6 258V257H5ZM17 258V257H16ZM31 258V257H30ZM179 258V257H178ZM224 258H226V255H225V257ZM241 258H242V256H241ZM244 258V257H243ZM249 258V257H248ZM247 258V259H248ZM254 258V257H253ZM259 258V257H258ZM9 258H6V259H2L3 261H0V264H24L23 262L25 261H22V260H19L18 258V260L16 261H13V262H10V260H8ZM25 259V258H24ZM37 259V258H36ZM174 259V258H173ZM228 259V258H227ZM238 259H240V258H238ZM245 260H246V258H244ZM263 259V258H262ZM40 260V259H39ZM59 260V261H60ZM143 260H145L144 262H143ZM161 260V259H160ZM235 260V259H234ZM241 260V259H240ZM254 260H255V258H254ZM259 260V259H258ZM30 261V260H29ZM35 261V260H34ZM78 261V262H77ZM88 261V260H87ZM171 261H172V259H171ZM175 261V260H174ZM216 261H217V259H216ZM227 261H229V259L228 260H226V262ZM236 261H237V259H236ZM264 261V260H263ZM38 262V261H37ZM96 262V261H95ZM176 262V261H175ZM177 262H178V260H177ZM180 262V261H179ZM219 262V261H218ZM225 262V263H226ZM247 262V261H246ZM92 263V262H91ZM166 263V262H165ZM172 263L174 264V262L172 261ZM239 263V262H238ZM254 263V262H253ZM257 263V262H256ZM263 263V262H262ZM30 264H31V261H30ZM34 264V263H33ZM41 264V263H40ZM44 264V263H43ZM164 264V263H163ZM168 264V263H167ZM177 264V263H176ZM219 264V263H218ZM237 264V263H236ZM242 264H244V260L242 261ZM252 264V263H251ZM255 264V263H254Z\"/></svg>","mask_w":264,"mask_h":264}]
</instances>
